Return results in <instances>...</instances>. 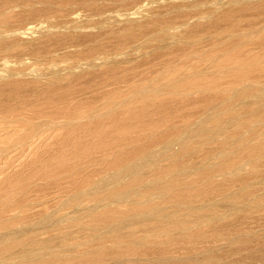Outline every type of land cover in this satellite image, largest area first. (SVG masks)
<instances>
[{
	"label": "rangeland",
	"instance_id": "rangeland-1",
	"mask_svg": "<svg viewBox=\"0 0 264 264\" xmlns=\"http://www.w3.org/2000/svg\"><path fill=\"white\" fill-rule=\"evenodd\" d=\"M8 1L9 0H0L1 2L0 3V30H3L4 33H6V34L0 35L1 36L0 37V56L2 55V57H0V90H1L0 91V95H1L0 96V110H1L0 116L2 118L4 117L8 119V121H6L7 119H4V118L2 119L0 117V120L1 119L3 120V122L0 121L1 123L0 124V190H1L0 191V210H1L0 211V218H1L0 237H2L4 234L10 233L12 230L19 229L24 226L32 227L33 224L35 226H33L32 228L37 232L44 231V230H47L48 228L53 227L52 230H48L47 233L39 235L37 236L39 238L37 237L36 238L41 241H43L44 239L46 240L47 238H51L52 241L46 244V248L47 246H51V245H54V246L48 247L47 252L49 249L50 250L55 249L60 252L59 255L57 254L49 255V256L47 255V257L46 255H43V254L39 255V258L35 261L31 259L29 254H24L22 256L23 260L21 264H111L114 262L116 263L118 262V264H161L160 262L162 261L163 262L165 261L164 263L166 264H170V263L171 264H184L183 262H185V264H193V263L194 264H199V263L208 264L207 261L210 262L212 259H215V260H212L214 261L213 262L214 264H222V263L223 264L224 263L226 264H244V263L247 264V262L248 264H263L264 262L262 261V259L264 260V251H263L264 249V229H263L264 228L263 227L264 226V211H263L264 210V204H263L264 199L262 200L263 202L260 200L264 198V134H263L264 133V106H263L264 103L261 102V101H264V96H263L264 95V85L260 86V84H264L263 83L264 82V61L262 62V60L264 59V0H254V1L252 0L251 3L248 2V0H231V1L230 0H162V1L161 0H10L9 2ZM214 4H216L215 5L216 7L213 6ZM234 5L236 8L234 7ZM22 12L24 14H22ZM29 12L32 14L29 15L30 14ZM77 12L81 13V15L78 18L74 19V16H75L74 14H76ZM37 13L39 14L41 13V14L40 15L38 14V16H36ZM23 16L25 18H23ZM20 17L21 19H19ZM30 17L32 18L30 19ZM106 17L113 18V20L109 22L110 25L103 26L101 24H96V20L98 19L103 20ZM201 17L202 18L204 17V19H201ZM28 19L30 21H28ZM40 20H42L41 22L44 23L45 25L44 24L40 25L41 23ZM12 21L13 22L15 21V22L13 23ZM34 25L35 27H33ZM66 25H68V27ZM31 26L33 28H36L37 26V28L34 29L35 31L34 30L33 32L28 31L29 27ZM38 26L39 27L52 26V27H47L44 29L42 27L41 29L43 30L41 31V29ZM94 26H97V27H94ZM108 26H111V27H108ZM24 27H26L25 28L26 30L23 29ZM48 28L49 30H46ZM53 29L56 32H54L53 36L47 37L48 32H50V30H53ZM14 30L16 33L21 34L19 35L20 36L19 39L15 37L16 33L13 32ZM24 32L26 33L28 32L27 34H29L30 36L25 34ZM169 35L171 38L169 37ZM233 35H235V38H233L234 37ZM58 36L62 38H59ZM161 38L162 39L164 38V39L162 40ZM21 40L23 42H20ZM34 41H36V43ZM222 41L223 42L225 41V42L223 43ZM8 42L10 45L8 44ZM15 42L17 43L15 44ZM32 42L35 44L32 45ZM37 43H40V44H37ZM41 43L42 44L46 43V46L45 44L42 45ZM26 46L28 48H26ZM31 46H33V48H31ZM36 47H37V50H35ZM59 48L60 50H58ZM38 49L40 50L38 51ZM31 51L32 53L29 54ZM185 55H187V57L184 58ZM109 56L111 58H109ZM196 56L199 58H197ZM32 57H34L33 58L34 62H32ZM189 58H191V60ZM96 59H99V60H96ZM209 59L211 62L209 61ZM29 61L30 63H28ZM205 61L207 62L205 63ZM88 62H90V65L92 63L94 67L90 66ZM245 62H247V64L243 65V63ZM15 63H17L18 65ZM86 64L88 65L87 68H85V66H87ZM202 66L203 68H201ZM230 66L232 67V69H230L231 68ZM75 67L76 69H74ZM206 67H208L207 70H206ZM251 67L253 68L251 69ZM62 70H64V72H62ZM208 70L209 72H207ZM22 71L25 73H23ZM39 72H42V73H39ZM58 72L60 73L58 74ZM54 75H57V76H54ZM19 76L20 77L23 76L24 79L23 78L21 79ZM30 76H32V78ZM3 77H4V80H2ZM37 78L40 81H38ZM189 80H190V83H189ZM192 81H194V84H192ZM54 82L57 84H55ZM230 83H232L231 84L232 88L228 87ZM246 84L247 85L250 84L249 85L250 87L249 86L246 87ZM256 84H258L259 86ZM13 85H14V88H16L15 90L13 89ZM241 85L243 87H240ZM152 87L154 88L152 89ZM260 88L262 90H260ZM143 89L145 90L146 93L143 92L144 91ZM33 90L35 91V93ZM7 94L8 96L9 95L10 96L8 97ZM81 94H83L84 97ZM19 95L21 97H19ZM149 95H151L150 97L152 100L150 99ZM156 95L157 97H155ZM3 98L5 99L2 100ZM247 98L250 101L247 100ZM29 99H31V101H28ZM8 101H11V102H8ZM219 101L220 103L222 102V104H220ZM7 103L11 105H8ZM26 103L28 105H26ZM56 105L59 107H56ZM230 106H231V109H230ZM213 107L216 109L214 110ZM11 108L13 110H11ZM112 108H115V109H112ZM204 109H208V110H205L207 111L206 113ZM224 109L225 111L223 112L222 110ZM93 113L94 114L96 113L105 114V116L98 114V117H97V114L94 115ZM106 113L107 114L109 113V115L107 116ZM245 113L246 115L244 116ZM24 114H26L29 117L31 116V117L30 118L26 117V115ZM110 114L112 116H110ZM240 114L241 115L243 114L242 117L240 116ZM12 115L14 116L17 115V116L13 117ZM32 115H33V119H32ZM36 115L38 118L36 117ZM84 115L85 116L87 115L86 117H89L88 119L91 118L90 119L91 121L86 119ZM90 115H92L93 117ZM201 115L204 116L205 118H203ZM82 116H84L83 119H82ZM16 117L18 119H16ZM193 117L194 119L192 120ZM237 117L238 119H236ZM80 118L82 121L80 120ZM30 119L32 120L30 121ZM40 121H41V124H40ZM58 121H60L59 124L57 123ZM203 121H206V122H203ZM25 122H27V124ZM240 122L243 124H241ZM38 123L39 125H37L36 127V124ZM190 123L192 124L191 126H190ZM174 124L177 127L174 126ZM229 124L230 126L232 124V126L229 127ZM234 124H238V125H234ZM251 124H252V127H250ZM180 125L181 126L183 125V126L181 127ZM39 126L41 127V129L39 128ZM88 126H90V128H88ZM197 126H200V127H197ZM223 126L226 127L227 129H225ZM47 127L48 128L50 127V128L48 129ZM191 127H195V128H191ZM218 128L220 129L221 132L218 131ZM36 129L38 130L36 131ZM45 130L47 131L45 132ZM216 130L217 132L215 133ZM236 130H237V134L235 133ZM5 131H6V134H5ZM38 131L40 132L42 131V132L39 133ZM61 132H63L64 134L63 133L61 134ZM203 133L205 134L203 135ZM257 133L259 134L257 135ZM212 134L214 135L212 136ZM10 135H12V138ZM23 135L24 136L26 135V136L24 137ZM228 135L231 137H229ZM239 135L241 136L239 137ZM186 136H188L187 139H186ZM219 136L221 137L219 138ZM250 136H252V138ZM254 136H256V138ZM147 137L149 140H147ZM222 138L224 140H222ZM226 138H227L228 143L225 141ZM235 138L236 139L238 138L237 139L238 143ZM12 139H13V142H12ZM181 139L182 140L185 139V140L182 141ZM191 139L193 142L197 141L198 144H196V142L193 143ZM217 139L219 140V142ZM239 139L241 143L239 142ZM250 140L253 144L249 143ZM256 140L257 142L255 143L254 141ZM16 142L17 144H15ZM202 142L204 144H202ZM38 143L39 145L37 146ZM173 143L175 144V146ZM177 143L179 146L177 145ZM33 145L35 147H33ZM161 146L163 148L165 147L164 149L166 151H164V154L160 152V151H163ZM230 146H232L231 148L236 147L235 149L237 150V152L234 151V148L229 149ZM20 147H23V148H20ZM32 147L34 150L31 149ZM178 147L182 149H179ZM202 147H204V149ZM224 147H226L227 149ZM176 148L178 150H176ZM191 148L192 149L194 148V149L192 150ZM185 150L186 151L189 150L187 154H185ZM197 150L198 151L201 150L199 152L200 154L197 153L198 152ZM40 153L41 154L43 153V154L41 155ZM16 154L17 155L19 154V158L17 157ZM191 154L193 157L191 156ZM216 154H218V156ZM244 154H247V155H244ZM26 155L27 156L29 155V156L27 157ZM37 155L39 156L41 155V156L39 157ZM206 155L207 157H205ZM163 156L164 157L166 156V157L164 158ZM213 156L215 157L212 158ZM230 156H232V158ZM204 157L206 158V160L205 159L203 160ZM226 158H227V161H226ZM249 158H251V161L249 160ZM150 159L152 162L150 161ZM134 160L135 162L137 161L136 163L134 162L135 164H133ZM159 160L161 161V163L159 162ZM217 160H219L218 163H217ZM202 161H205V163ZM224 161L226 162L224 163ZM41 162H43V164ZM198 162L201 164H199ZM130 163L132 164L130 165ZM203 163L206 164V167ZM222 163L224 166L222 165ZM241 163L242 165H244V167L241 165ZM216 164L219 166H217ZM225 164L226 165L230 164V165L225 166ZM125 165L127 167H125ZM199 165H201L200 166L201 170H200ZM207 165L209 167H207ZM157 166H159V168ZM147 167H150V168L148 169ZM219 167L221 169V172L219 171ZM123 168H125V171L123 170ZM190 168L192 169L191 171H190ZM213 168H215L217 172H215L216 170L214 171ZM229 168L230 169L235 168V169L230 170ZM24 169L26 170L25 172H23ZM226 169L230 170V172ZM165 170L167 171L168 174L166 173ZM118 171H120L121 173ZM142 171L144 172L142 173ZM211 171L213 175L212 173L210 175L209 172ZM233 171H235L234 174L236 175L238 174L237 177L236 175L234 176ZM181 172L183 173V175ZM191 172L194 174L195 177L193 176V174H191ZM207 172L209 174H205ZM214 172L216 176L214 175ZM225 173L226 175L227 174H230V175H227L226 177ZM6 174H10V175H6ZM138 174H141V175H138ZM103 175H104V178L102 177ZM68 176L70 177L67 178ZM224 176L226 177V179H223ZM125 178L128 182L125 180ZM130 178H132V180ZM213 178L215 179L213 180ZM216 178H218V181L216 180ZM13 179L15 180V182ZM202 179L203 181H200ZM17 180H19V182H17ZM171 180L174 183L173 185H172ZM192 180L194 183L192 182ZM254 180L255 181L260 180L261 183L257 182L256 184ZM139 181H140V185H138ZM103 182L105 183V185H103L104 184ZM114 182H116L115 186H113ZM135 182L136 183L138 182L137 185L135 184ZM216 182H219L221 184L224 183V184L218 185V183ZM48 183L49 185H47ZM196 183L198 184V186ZM211 183L212 185H210ZM250 183L251 185L252 183L254 185L250 186ZM156 184H157V188H156ZM244 184H249V185L247 187V185H244ZM143 185L148 189H146ZM159 185L160 187H163V188H159L158 187ZM225 185L226 187H224ZM232 185H234L235 187ZM258 187H263V189L258 188ZM193 188L196 191H194ZM198 188L199 190L202 191V193L201 191L197 190ZM247 188L250 189L251 192ZM60 189L61 191H59ZM67 189L68 190L71 189L72 191L71 190L68 191ZM126 189L128 190V192H131V193H127L126 195L125 194V191L127 192ZM177 189L179 192L177 191ZM183 189H184V192H183ZM207 189H210V191ZM84 190H86V192ZM111 190H113V192ZM131 190H133V192ZM136 190L140 192H137ZM221 190L224 193H222ZM225 190L226 192H228L227 194L229 195H231V192H232L233 194L231 195L232 197L227 195ZM256 190H257V193L260 191H262L263 193L260 192L257 194L255 192ZM155 191H157L158 193ZM163 191L165 192V194ZM5 192L8 195H6ZM59 192H60V195H58ZM80 192H81L80 194L81 196H79ZM171 192L172 194H170ZM217 192L218 193L220 192L219 193L220 195L217 194ZM237 192L239 194H235ZM243 192L246 194H244ZM254 192L257 195V199H256V195L254 194ZM200 193L202 194V196L200 195ZM206 193L207 195L208 194L209 195L207 196ZM116 194L119 197H117ZM167 194L169 197L171 196V198H173L172 199L173 201L168 196H166ZM198 194L201 196V202L198 197L199 196ZM83 195L84 197H82ZM123 195H126V196H123ZM178 195L179 196L181 195L180 196L181 199L180 197H178ZM216 195L217 197L220 196V198H214ZM248 195L250 197H248ZM121 196L125 199H122ZM163 196H165V198ZM210 196L211 197L214 196V197L211 198ZM139 197L143 200H140ZM188 197H190L191 199L190 198L188 199ZM223 197L226 199H224ZM168 198H169V201H168ZM183 198L184 200L185 198H187L189 201L186 200L187 202L186 201L185 202L189 204H185ZM241 198H242V201H241ZM245 199L246 201H249V202L247 203L246 201H243ZM249 199L250 200L252 199V200L250 201ZM120 200L122 202H119ZM234 200L236 202H234ZM237 200H239L240 202L238 201L239 203H237ZM191 201L197 202L198 205L195 202H194L195 204H192ZM216 201L217 203L220 202L218 204L219 207L218 206L214 207L213 205V209L215 211L213 212V209L211 208L210 210L207 207V204L212 203L216 205L217 204ZM224 201H226L227 203H225ZM221 202H222V207L224 208L221 207ZM228 202L230 204H228ZM145 203H148V204H145ZM223 203L225 205H223ZM125 205L127 207H125ZM241 205L242 207L245 206L247 211H244L245 209L244 208L242 209L243 211L241 210L242 212L240 211V213H236L241 208ZM261 205H262V208H261ZM140 206H142V208L144 206V208L142 209ZM166 206L169 208H167ZM177 206L179 208L176 209ZM235 206L237 207L236 211H234ZM251 206L252 207L255 206V207L252 208ZM203 207L205 208V210ZM195 208L197 210H195ZM136 209L137 210L139 209V211H136ZM149 209L151 213L157 210L166 209L168 213L172 212L174 215L179 216L180 218H184V219L189 218L191 213L192 214L193 213L194 214L203 213L204 214V215L202 214L203 216L205 215L210 216V215H213V213H215L216 215L214 216L215 217L217 216L219 221H217L218 224L216 223L217 227L216 225L210 226L209 223L203 222V221H201L202 223L196 222V224L199 223L198 225H196L195 222L191 223L188 221V223L186 222L187 224L185 226L184 225L179 226V225H176V223L173 221L174 219H171L172 221L170 220L168 225L165 224V226L164 225L159 226L158 223L154 220L143 219L144 217L142 216L147 217L149 214H151ZM188 209L191 211H189ZM230 209H232L231 212L229 211ZM142 210H143V213L141 212ZM100 211L101 213H104V214H101ZM217 211L219 212L218 214L219 217L217 215L218 213ZM227 211H229V213L232 215L229 216V213ZM185 212H187L186 215H185ZM222 212H224V214H222ZM225 212H227L228 214ZM105 214L107 215V218ZM109 214L112 216H110ZM132 214L133 215L135 214V215L132 216ZM233 214H237V216L240 217L239 220H241V221L238 220L237 222H235L234 223L235 226L232 222H230L233 217ZM223 215L224 216L226 215L228 219L224 217ZM108 216H110L109 219H108ZM222 216H223V219L225 218L224 221L223 219L220 220ZM261 216L263 218H261ZM112 217H115L116 219ZM45 218L48 221H46ZM41 219H45L43 220V222H45V225H43V222L40 223L41 225L38 223V221L39 220L41 221ZM110 219L111 221L113 220L114 222L113 221L111 222ZM121 219L127 220L128 222H130L129 226L127 223L126 227H123L124 230L123 228L122 229L120 228L121 230L119 231H123L124 233L120 237H117L115 239L107 238L106 234L108 233V230L114 229L118 221ZM245 221H247L246 222L247 224L245 223ZM257 222L259 224H257ZM46 223H47V227H43V226H46ZM220 223L221 224L223 223V224L221 225ZM254 224L259 225V228L257 225L255 226ZM251 225L252 227H248ZM6 226L8 229L6 228ZM147 226H150L151 228ZM167 226H168V229H167ZM177 226L179 227V229ZM158 227L161 229L162 233ZM213 227L214 228L216 227L215 230H213L214 229ZM40 228L41 230H39ZM181 228L185 229L186 232ZM199 228H202V229H199ZM248 228H250V230H248ZM152 229L154 231V234L152 233L153 232ZM206 229L207 230L209 229V231H207ZM193 230H195V232ZM103 231L105 232L103 233ZM166 231H168V233ZM89 232H92V233H89ZM155 232H157L158 234ZM68 233L70 234L67 235ZM174 233L177 234V236ZM179 233H181L182 235L184 234L187 235V236L184 235L185 237H183L184 239H187V240H184L183 238L181 239L180 238L181 234ZM228 235L229 236L231 235V236L229 237ZM233 235H234V238H233ZM168 236H170V238L171 237L172 238L174 237V238L170 239ZM221 236L223 238H221ZM96 237L99 238L98 239L99 241L97 240ZM207 237L208 238L210 237L211 239L210 238L208 239ZM62 238L64 239V241L62 240ZM229 238L230 240H228ZM80 239L82 240L84 239L83 242H81ZM177 239L179 240L181 239L182 242L180 241L178 242ZM173 240H174L175 245L173 243ZM206 240H207V243H206ZM135 242H136V247H135ZM177 242L180 244H178ZM77 243H79L78 245L82 243V245L78 246L76 245ZM128 243L129 244L131 243V245H129ZM158 243L161 245H157ZM166 243L167 245L165 246ZM209 244L211 245L212 248L209 247L210 246ZM219 244L220 246L218 247ZM115 245H118V246H115ZM69 247H71L70 249H73V250L67 249ZM186 247H188V249ZM164 248H166L165 252L163 251ZM186 250L189 252H187ZM202 252L203 253L205 252L206 254H202ZM62 253H65V254H62ZM176 253H179V254L175 255ZM200 253L201 255L199 256ZM181 255L185 258V260ZM228 257L229 258L232 257V258L229 259ZM123 258H125L126 260H124ZM133 258L134 260H132ZM141 258H144V260H140ZM187 258H189L188 260H191V261H188ZM150 260L151 261L153 260L154 262L150 263L151 262ZM193 260H195V262ZM196 260L198 261L197 263H196ZM199 260L200 261L202 260V261L200 262ZM16 262L17 261H13L12 264H16ZM209 264H212V262H210Z\"/></svg>",
	"mask_w": 264,
	"mask_h": 264
},
{
	"label": "bare ground",
	"instance_id": "bare-ground-1",
	"mask_svg": "<svg viewBox=\"0 0 264 264\" xmlns=\"http://www.w3.org/2000/svg\"><path fill=\"white\" fill-rule=\"evenodd\" d=\"M9 1H10V0H9ZM9 1H8V2H9ZM161 1H162V0H161ZM230 1H231V0H230ZM253 1H254V0H253ZM3 2H4V1H3ZM237 2H238V1H237ZM248 2L251 3L252 0H248ZM0 3H1V2H0ZM20 3H21V1H20ZM27 3H28V2H27ZM57 3H58V2H57ZM231 3H232V2H231ZM235 3H236V2H235ZM235 3H234V4H235ZM215 5H216V4H214L213 6L216 7ZM235 5H236V4H235ZM235 5H234V7H235ZM14 6H15V5H14ZM17 6H18V5H17ZM147 6H148V5H147ZM147 6H146V7H147ZM238 6H239V5H238ZM260 6H261V5H260ZM23 7H24V6H23ZM143 7H144V6H143ZM9 8H10V7H9ZM28 8H29V7H28ZM144 8H145V7H144ZM235 8H236V7H235ZM20 9H21V8H20ZM26 9H27V8H26ZM7 10H8V9H7ZM22 10H23V9H22ZM216 10H217V8H216ZM243 10H244V9H243ZM9 11H10V10H9ZM34 11H35V10H34ZM37 11H38V10H37ZM185 11H186V10H185ZM19 12H20V11H19ZM35 12H36V11H35ZM78 12H80V11H78ZM78 12H77L76 14L73 13V14L75 15V16H74V19L78 18V17L81 15V13H78ZM96 12H97V11H96ZM181 12H182V11H181ZM16 13H18V12H16ZM29 13H30V12H29ZM42 13H43V12H42ZM133 13H134V12H133ZM166 13H167V12H166ZM22 14H24V13L22 12ZM31 14H32V13H30L29 15H31ZM38 14H39V13H37L36 16H38ZM40 14H41V13H40ZM40 14H39V15H40ZM113 14H114V13H113ZM200 14H202V13H200ZM29 15H28V16H29ZM48 15H49V14H48ZM93 15H95V14H93ZM93 15H92V16H93ZM15 16H16V15H15ZM20 16H21V15H20ZM26 16H27V15H26ZM32 16H33V15H32ZM36 16H35V17H36ZM64 16H65V15H64ZM70 16H71V15H70ZM70 16H69V17H70ZM133 16H134V15H133ZM207 16H208V15H207ZM207 16H206V18H207ZM255 16H256V15H255ZM18 17H19V16H18ZM49 17H51V16H49ZM151 17H152V16H151ZM197 17H198V16H197ZM209 17H210V16H209ZM23 18H25V17L23 16ZM31 18H32V17H30V19H31ZM72 18H73V17H72ZM143 18H144V17H143ZM143 18H142V19H143ZM19 19H21V17H20ZM33 19H34V18H33ZM61 19H62V18H61ZM68 19H69V18H68ZM197 19H198V18H197ZM201 19H204V17H203V18L201 17ZM42 20H43V19H42ZM42 20H40V22H41ZM70 20H71V19H70ZM105 20H107V21H105ZM111 20H113V18H109V17H106V18H104L103 20H102V19H98V20H96V24H101V25H103V26H107V25H110L109 22H110ZM133 20H135V19H133ZM143 20H144V19H143ZM18 21H19V20H18ZM26 21H27V19H26ZM28 21H30V20L28 19ZM259 21H260V20H259ZM12 22H13V21H12ZM14 22H15V21H14ZM14 22H13V23H14ZM24 22H25V21H24ZM54 22H55V21H54ZM64 22H65V21H64ZM67 22H68V21H67ZM3 23H4V22H3ZM7 23H9V22H7ZM47 23H48V22H47ZM47 23H46V24H47ZM50 23H51V22H50ZM50 23H49V24H50ZM59 23H60V22H59ZM68 23H69V22H68ZM111 23H112V22H111ZM5 24H6V23H5ZM22 24H24V23H22ZM29 24H30V23H29ZM41 24H44V23L41 22L40 25H41ZM66 24H67V23H66ZM37 25H38V23H37ZM44 25H45V24H44ZM50 25H51V24H50ZM69 25H70V24H69ZM74 25H75V24H74ZM12 26H13V25H12ZM52 26H53V25H52ZM52 26H46V27H43V26L39 27V26H38V27H39L40 29L43 27V29H44V28L52 27ZM66 26L68 27V25H66ZM97 26H98V25H97ZM97 26H94V27H97ZM259 26H260V25H259ZM13 27H14V26H13ZM27 27H28V25H27ZM33 27H35V25H34ZM33 27H32V26L29 27L28 31H32V32H33V30L37 28V26H36V28H33ZM108 27H111V26H108ZM1 28H2V27H1ZM6 28H7V27H6ZM18 28H19V27H18ZM25 28H26V27H24L23 29H25ZM158 28H160V27H158ZM219 28H220V27H219ZM43 29H41V31H42ZM50 29H51V28H50ZM67 29H68V28H67ZM90 29H91V28H90ZM111 29H112V28H111ZM250 29H252V28H250ZM21 30H22V29H21ZM21 30H19V31H21ZM25 30H26V29H25ZM25 30H24V31H25ZM46 30H49V28L46 29ZM65 30H66V29H65ZM34 31H35V30H34ZM37 31H38V30H37ZM37 31H36V32H37ZM11 32H12V30H11ZM13 32H15V30H14ZM36 32H35V33H36ZM54 32H56V31H54V29H53V30H50V32H48V34H47V37H48V36H49V37H50V36H53ZM59 32H61V31H59ZM64 32H65V31H64ZM70 32H71V31H70ZM180 32H181V30H180ZM7 33H8V32H7ZM9 33H10V32H9ZM15 33H16V32H15ZM15 33H14V34H15ZM22 33H23V31H22ZM24 33L27 34L28 32H27V33L24 32ZM35 33H34V34H35ZM42 33H43V32H42ZM66 33H67V31H66ZM74 33H75V32H74ZM74 33H73V34H74ZM1 34H6V33H4L3 30H0V35H1ZM14 34H13V35H14ZM168 34H169V32H168ZM237 34H238V33H237ZM237 34H236V35H237ZM19 35H21V34H20V33H19V34L16 33V34H15V37H17V38L19 39V37H20ZM22 35H23V34H22ZM27 35H29V34H27ZM39 35H41V34H39ZM97 35H98V34H97ZM241 35H242V34H241ZM246 35H247V34H246ZM249 35H250V34H249ZM251 35H252V34H251ZM5 36H6V35H5ZM7 36H8V35H7ZM29 36H30V35H29ZM56 36H57V35H56ZM56 36H55V37H56ZM60 36H61V35H60ZM233 36H234L233 38H235V35H233ZM239 36H240V35H239ZM243 36H244V35H243ZM0 37H1V36H0ZM8 37H9V36H8ZM42 37H43V36H42ZM58 37H59V36H58ZM99 37H100V36H99ZM164 37H165V36H164ZM169 37H170V35H169ZM22 38H23V37H22ZM35 38H36V37H35ZM35 38H34V39H35ZM59 38H62V37H59ZM170 38H171V37H170ZM172 38H173V37H172ZM32 39H33V37H32ZM38 39H39V38H38ZM161 39H162V38H161ZM163 39H164V38H163ZM163 39H162V40H163ZM23 40H24V39H23ZM35 40H36V39H35ZM49 40H50V39H49ZM169 40H170V39H169ZM41 41H42V40H41ZM54 41H55V40H54ZM58 41H59V40H58ZM58 41H57V42H58ZM160 41H161V40H160ZM210 41H211V40H210ZM20 42H23V41L21 40ZM30 42H31V41H30ZM34 42L36 43V41H34ZM104 42H105V41H104ZM177 42H178V41H177ZM222 42H223V41H222ZM224 42H225V41H224ZM224 42H223V43H224ZM241 42H242V41H241ZM243 42H245V41H243ZM16 43H17V42H15V44H16ZM24 43H25V41H24ZM26 43H27V42H26ZM35 43L32 42V45L35 44ZM181 43H182V42H181ZM1 44H2V43H1ZM3 44H4V43H3ZM8 44H9V42H8ZM37 44H40V43H37ZM41 44H42V43H41ZM43 44H45V46H46V43H43ZM43 44H42V45H43ZM219 44H220V43H219ZM241 44H242V43H241ZM9 45H10V44H9ZM54 45H55V44H54ZM92 45H93V44H92ZM135 45H136V44H135ZM175 45H177V44H175ZM183 45H184V44H183ZM238 45H240V44H238ZM45 46H44V47H45ZM47 46H48V45H47ZM181 46H182V45H181ZM7 47H8V46H7ZM9 47H10V46H9ZM41 47H43V46H41ZM3 48H4V47H3ZM26 48H28V47L26 46ZM31 48H33V46H31ZM52 48H53V47H52ZM56 48H57V47H56ZM95 48H96V46H95ZM15 50H16V49H15ZM18 50H19V49H18ZM35 50H37V47H36ZM39 50H40V49H38V51H39ZM44 50H45V49H44ZM58 50H60V48H59ZM58 50H57V51H58ZM3 51H4V49H3ZM22 51H23V50H22ZM53 51H54V50H53ZM34 52H35V51H34ZM36 52H37V51H36ZM45 52H47V51H45ZM72 52H73V50H72ZM31 53H32V51H31L29 54H31ZM122 53H123V52H122ZM122 53H121V54H122ZM218 53H219V52H218ZM218 53H217V54H218ZM11 54H12V53H11ZM17 54H18V53H17ZM25 54H26V53H25ZM25 54H24V55H25ZM27 54H28V53H27ZM41 54H42V52H41ZM43 54H45V53H43ZM117 54H118V53H117ZM117 54H116V55H117ZM15 55H16V54H15ZM15 55H14V56H15ZM18 55H19V54H18ZM32 55H33V54H32ZM212 55H213V54H212ZM19 56H20V55H19ZM40 56H41V55H40ZM45 56H46V55H45ZM110 56H111V55H110ZM110 56H109V58H111ZM189 56H191V55H189ZM192 56H193V55H192ZM258 56H259V55H258ZM0 57H2V55H1ZM7 57H8V56H7ZM17 57H18V56H17ZM24 57H25V56H24ZM34 57H36V56H34ZM34 57H32V62H34V61H33V60H34V59H33ZM112 57H113V56H112ZM185 57H187V55H185L184 58H185ZM196 57H197V56H196ZM20 58H22V57H20ZM127 58H128V57H127ZM192 58H193V57H192ZM197 58H199V57H197ZM17 59H18V58H17ZM24 59H25V58H24ZM24 59H23V60H24ZM30 59H31V58H30ZM123 59H124V58H123ZM177 59H178V58H177ZM187 59H188V58H187ZM189 59L191 60V58H189ZM204 59H205V58H204ZM82 60H83V59H82ZM96 60H99V59H96ZM206 60H207V59H206ZM43 61H45V60H43ZM43 61H42V62H43ZM88 61H89V60H88ZM104 61H105V59H104ZM107 61H108V59H107ZM186 61H187V60H186ZM186 61H185V62H186ZM209 61H210V59H209ZM263 61H264V59L262 60V62H263ZM32 62H31V64H32ZM82 62H83V61H82ZM136 62H137V61H136ZM177 62H178V61H177ZM179 62H180V61H179ZM206 62H207V61H205V63H206ZM210 62H211V61H210ZM240 62H241V61H240ZM258 62H259V61H258ZM11 63H12V62H11ZM22 63H23V62H22ZM26 63H27V62H26ZM28 63H30V61H29ZM36 63H37V61H36ZM64 63H65V62H64ZM68 63H69V62H68ZM88 63H89V65H90V62H88ZM238 63H239V62H238ZM238 63H237V64H238ZM15 64H17V63H15ZM59 64H60V63H59ZM59 64H58V65H59ZM62 64H63V63H62ZM95 64H96V63H95ZM95 64H94V65H95ZM186 64H187V63H186ZM245 64H247V62L243 63V65H245ZM4 65H5V64H4ZM8 65H9V64H8ZM10 65H12V64H10ZM17 65H18V64H17ZM24 65H25V64H24ZM33 65H34V64H33ZM79 65H80V64H79ZM86 65H87V64H86ZM108 65H109V64H108ZM170 65H172V64H170ZM174 65H175V64H174ZM174 65H173V66H174ZM248 65H249V64H248ZM26 66H27V65H26ZM83 66H85V65H83ZM90 66H93V64L91 63ZM90 66H89V67H90ZM96 66H98V65H96ZM96 66H95V68H96ZM165 66H166V65H165ZM168 66H169V65H168ZM234 66H236V65H234ZM234 66H233V67H234ZM6 67H7V66H6ZM32 67H33V66H32ZM36 67H37V66H36ZM40 67H41V66H40ZM46 67H47V66H46ZM77 67H78V66H77ZM79 67H80V66H79ZM87 67H88V65L85 66V68H87ZM93 67H94V66H93ZM105 67H106V66H105ZM230 67H231V66H230ZM3 68H4V67H3ZM30 68H31V67H30ZM34 68H35V67H34ZM80 68H81V67H80ZM99 68H100V67H99ZM184 68H185V67H184ZM201 68H203V66H202ZM201 68H200V69H201ZM207 68H208V67H206V70H207ZM228 68H229V67H228ZM236 68H237V67H236ZM239 68H240V67H239ZM252 68H253V67H251V69H252ZM36 69H37V68H36ZM39 69H40V68H39ZM60 69H61V68H60ZM74 69H76V67H75ZM74 69H73V70H74ZM81 69H82V68H81ZM162 69H164V68H162ZM230 69H232V67H231ZM237 69H238V68H237ZM20 70H21V69H20ZM37 70H38V69H37ZM57 70H58V69H57ZM67 70H69V69H67ZM169 70H170V68H169ZM12 71H13V69H12ZM16 71H17V70H16ZM24 71H26V70H24ZM35 71H36V70H35ZM50 71H51V70H50ZM204 71H205V69H204ZM3 72H4V71H3ZM22 72H23V71H22ZM60 72H61V71H60ZM60 72H58V74H59ZM62 72H64V70H62ZM98 72H100V71H98ZM98 72H96V73H98ZM106 72H107V71H106ZM106 72H105V73H106ZM109 72H111V71H109ZM207 72H209V70H208ZM221 72H222V71H221ZM221 72H219V73H221ZM7 73H8V72H7ZM9 73H10V72H9ZM12 73H13V72H12ZM23 73H25V72H23ZM39 73H42V72H39ZM107 73H108V72H107ZM117 73H118V72H117ZM117 73H115V74H117ZM20 74H21V73H20ZM26 74H27V72H26ZM54 74H55V73H54ZM56 74H57V73H56ZM78 74H79V73H78ZM80 74H82V73H80ZM198 74H199V73H198ZM5 75H6V74H5ZM7 75H8V74H7ZM14 75H15V74H14ZM23 75H24V74H23ZM30 75H31V74H30ZM45 75H46V74H45ZM95 75H96V74H95ZM201 75H202V74H201ZM206 75H207V74H206ZM230 75H231V74H230ZM2 76H4V75H2ZM10 76H11V74H10ZM17 76H18V74H17ZM27 76H28V75H27ZM36 76H37V75H36ZM38 76H39V75H38ZM43 76H44V74H43ZM43 76H42V77H43ZM54 76H57V75H54ZM189 76H190V75H189ZM19 77H20V76H19ZM30 77L32 78V76H30ZM47 77H48V76H47ZM5 78H6V77H5ZM20 78L22 79L23 76L20 77ZM20 78H19V79H20ZM40 78H41V77H40ZM49 78H50V77H49ZM88 78H89V77H88ZM90 78H91V76H90ZM202 78H204V77H202ZM245 78H246V77H245ZM6 79H7V78H6ZM23 79H24V78H23ZM34 79H35V78H34ZM71 79H72V78H71ZM188 79H189V78H188ZM2 80H4V77H3ZM16 80H17V79H16ZM35 80H36V79H35ZM37 80H38V78H37ZM90 80H91V79H90ZM153 80H154V79H153ZM23 81H24V80H23ZM25 81H26V80H25ZM38 81H40V80H38ZM226 81H227V79H226ZM229 81H230V80H229ZM45 82H46V81H45ZM85 82H86V81H85ZM176 82H177V81H176ZM176 82H175V83H176ZM198 82H199V81H198ZM47 83H48V82H47ZM51 83H52V82H51ZM54 83H55V82H54ZM65 83H66V82H65ZM68 83H69V82H68ZM189 83H190V80H189ZM254 83H255V82H254ZM260 83H261V82H260ZM263 83H264V82H263ZM55 84H57V83H55ZM63 84H64V83H63ZM66 84H67V83H66ZM117 84H119V83H117ZM192 84H194V81H192ZM206 84H207V83H206ZM231 84H232V83H230L229 86H228V85H227V86H228V87H231ZM236 84H237V83H236ZM239 84H241V83H239ZM247 84H248V83H247ZM247 84H246V87L249 86L251 83H250L249 85H247ZM258 84H259V83H258ZM258 84H256V85H258ZM51 85H52V84H51ZM123 85H124V84H123ZM261 85L263 86L264 84H260V86H261ZM8 86H9V85H8ZM48 86H49V85H48ZM62 86H63V85H62ZM146 86H147V85H146ZM188 86H189V85H188ZM258 86H259V85H258ZM17 87H18V86H17ZM19 87H20V86H19ZM30 87H31V86H30ZM178 87H179V85H178ZM189 87H190V86H189ZM224 87H225V86H224ZM237 87H238V86H237ZM240 87H243V86L241 85ZM249 87H250V86H249ZM10 88H11V87H10ZM153 88H154V87H152V89H153ZM173 88H174V87H173ZM182 88H184V87H182ZM231 88H232V87H231ZM8 89H9V88H8ZM13 89H14V90L16 89V88H14V85H13ZM30 89H31V88H30ZM126 89H127V88H126ZM193 89H194V87H193ZM209 89H210V88H209ZM11 90H12V89H11ZM17 90H18V89H17ZM25 90H26V89H25ZM28 90H29V89H28ZM42 90H43V88H42ZM143 90H144V89H143ZM148 90H150V89H148ZM148 90H146V91H148ZM231 90H232V89H231ZM239 90H240V89H239ZM245 90H246V89H245ZM260 90H262V89L260 88ZM0 91H1V90H0ZM33 91H34V90H33ZM154 91H155V89H154ZM188 91H189V89H188ZM196 91H197V90H196ZM196 91H195V92H196ZM205 91H206V90H205ZM226 91H227V90H226ZM233 91H234V90H233ZM38 92H39V91H38ZM143 92H145V90H144ZM193 92H194V91H193ZM219 92H220V91H219ZM222 92H223V91H222ZM224 92H225V90H224ZM227 92H228V91H227ZM234 92H235V91H234ZM234 92H233V93H234ZM258 92H259V91H258ZM34 93H35V91H34ZM89 93H90V92H89ZM145 93H146V92H145ZM188 93H189V92H188ZM197 93H198V92H197ZM212 93H213V92H212ZM37 94H38V93H37ZM87 94H88V93H87ZM148 94H149V93H148ZM179 94H180V93H179ZM191 94H192V92H191ZM247 94H248V93H247ZM16 95H17V94H16ZM32 95H33V94H32ZM32 95H31V96H32ZM81 95H83V94H81ZM81 95H80V96H81ZM90 95H91V94H90ZM110 95H111V94H110ZM130 95H131V94H130ZM153 95H155V94H153ZM180 95H181V94H180ZM195 95H196V94H195ZM218 95H219V94H218ZM231 95H232V94H231ZM233 95H234V94H233ZM239 95H240V94H239ZM251 95H252V94H251ZM0 96H1V95H0ZM2 96H3V95H2ZM5 96H6V95H5ZM7 96H8V94H7ZM9 96H10V95H9ZM9 96H8V97H9ZM25 96H26V95H25ZM25 96H24V97H25ZM27 96H28V95H27ZM34 96H35V94H34ZM44 96H45V94H44ZM145 96H146V95H145ZM150 96H151V95H149V97H150ZM263 96H264V95H263ZM19 97H21V96L19 95ZM81 97H82V96H81ZM83 97H84V95H83ZM128 97H129V96H128ZM155 97H157V95H156ZM188 97H189V96H188ZM202 97H204V96H202ZM206 97H207V96H206ZM211 97H212V96H211ZM213 97H214V96H213ZM16 98H18V97H16ZM63 98H64V97H63ZM77 98H78V97H77ZM77 98H76V99H77ZM147 98H148V97H147ZM175 98H176V97H175ZM230 98H231V96H230ZM243 98H244V97H243ZM248 98H249V97H248ZM248 98H247V100L250 99V98H249V99H248ZM4 99H5V98H3L2 100H4ZM144 99H145V98H144ZM150 99H151V97H150ZM170 99H171V98H170ZM170 99H169V100H170ZM176 99H177V98H176ZM194 99H195V98H194ZM194 99H193V100H194ZM227 99H228V98H227ZM252 99H253V98H252ZM256 99H258V98H256ZM7 100H8V99H7ZM12 100H13V99H12ZM18 100H20V99H18ZM21 100H23V99H21ZM77 100H78V99H77ZM123 100H124V99H123ZM125 100H127V99H125ZM147 100H149V99H147ZM151 100H152V99H151ZM177 100H178V99H177ZM201 100H202V99H201ZM225 100H226V99H225ZM250 100H251V99H250ZM250 100H249V101H250ZM261 100H262V99H261ZM15 101H16V100H15ZM28 101H31V99H29ZM34 101H35V100H34ZM34 101H32V102H34ZM50 101H51V100H50ZM115 101H117V100H115ZM186 101H187V100H186ZM206 101H207V100H206ZM226 101H227V100H226ZM242 101H243V100H242ZM244 101H245V100H244ZM255 101H256V100H255ZM5 102H6V101H5ZM8 102H11V101H8ZM18 102H19V101H18ZM21 102H22V101H21ZM55 102H56V101H55ZM108 102H109V101H108ZM111 102H112V101H111ZM118 102H119V101H118ZM118 102H117V103H118ZM121 102H122V101H121ZM125 102H126V101H125ZM142 102H143V100H142ZM145 102H146V101H145ZM167 102H168V101H167ZM201 102H202V101H201ZM239 102H240V101H239ZM251 102H252V101H251ZM256 102H257V101H256ZM261 102L264 103V101H261ZM3 103H4V102H3ZM14 103H15V102H14ZM30 103H31V102H30ZM30 103H29V104H30ZM113 103H114V102H113ZM163 103H164V102H163ZM219 103H220V101H219ZM223 103H224V102H223ZM232 103H233V102H232ZM243 103H244V102H243ZM7 104H8V105H11V104H9V103H7ZM7 104H6V105H7ZM12 104H13V103H12ZM41 104H42V103H41ZM118 104H119V103H118ZM120 104H121V103H120ZM142 104H143V103H142ZM144 104H145V103H144ZM156 104H157V103H156ZM197 104H198V103H197ZM220 104H222V102H221ZM220 104H219V105H220ZM226 104H227V103H226ZM239 104H240V103H239ZM26 105H28V104L26 103ZM26 105H25V106H26ZM122 105H123V104H122ZM135 105H136V104H135ZM213 105H214V104H213ZM216 105H217V103H216ZM236 105H237V104H236ZM2 106H3V105H2ZM2 106H1V107H2ZM25 106H23V107H25ZM38 106H39V105H38ZM116 106H117V105H116ZM205 106H206V104H205ZM223 106H224V105H223ZM232 106H233V104H232ZM242 106H243V105H242ZM260 106H261V105H260ZM263 106H264V104H263ZM8 107H9V106H8ZM56 107H59V106L56 105ZM96 107H97V106H96ZM167 107H169V106H167ZM209 107H210V105H209ZM209 107H208V108H209ZM256 107H257V106H256ZM5 108H6V107H5ZM115 108H116V107H115ZM115 108H112V109H115ZM213 108H214V107H213ZM218 108H219V107H218ZM234 108H235V107H234ZM259 108H261V107H259ZM26 109H27V108H26ZM46 109H47V108H46ZM48 109H49V108H48ZM95 109H96V108H95ZM109 109H110V108H109ZM125 109H126V108H125ZM196 109H198V108H196ZM215 109H216V108H214V110H215ZM230 109H231V106H230ZM11 110H13V109L11 108ZM92 110H93V109H92ZM92 110H91V111H92ZM110 110H111V109H110ZM120 110H121V109H120ZM164 110H165V109H164ZM186 110H187V109H186ZM205 110H208V109H204V111H205ZM226 110H228V109H226ZM246 110H247V109H246ZM5 111H6V110H5ZM8 111H9V110H8ZM19 111H20V110H19ZM19 111H18V112H19ZM33 111H34V110H33ZM93 111H94V110H93ZM108 111H109V110H108ZM124 111H125V110H124ZM199 111H200V110H199ZM222 111L224 112L225 109L222 110ZM233 111H234V110H233ZM247 111H248V110H247ZM257 111H259V110H257ZM0 112H1V110H0ZM15 112H16V111H15ZM48 112H49V111H48ZM112 112H113V111H112ZM112 112H110V113H112ZM206 112H207V111H205V113H206ZM210 112H211V111H210ZM223 112H222V113H223ZM244 112H245V111H244ZM19 113H20V112H19ZM19 113H18V114H19ZM21 113H22V112H21ZM26 113H27V112H26ZM43 113H44V112H43ZM180 113H181V112H180ZM248 113H249V112H248ZM10 114H11V113H10ZM44 114H45V113H44ZM60 114H61V113H60ZM93 114H94V113H93ZM96 114H97V113H96ZM96 114H94V115H96ZM98 114H100V113H98ZM98 114H97V117H98ZM106 114H107V113H106ZM251 114H252V113H251ZM20 115H21V114H20ZM20 115H19V116H20ZM22 115H23V114H22ZM24 115H26V114H24ZM28 115H29V114H28ZM100 115H104V116H105V114H100ZM108 115H109V113L107 114V116H108ZM162 115H163V114H162ZM204 115H206V114H204ZM213 115H214V114H213ZM219 115H220V114H219ZM226 115H227V114H226ZM242 115H243V114H242ZM242 115L240 114L241 117H242ZM245 115H246V113L244 114V116H245ZM248 115H249V114H248ZM6 116H8V115H6ZM12 116L15 117V116H17V115H15V116L12 115ZM12 116H11V117H12ZM19 116H18V117H19ZM76 116H77V115H76ZM84 116H85V115H84ZM84 116H82V119H83ZM86 116H87V115H86ZM86 116H85V118L88 119L89 117H86ZM88 116H89V115H88ZM90 116H92V115H90ZM110 116H112V115L110 114ZM110 116H109V117H110ZM172 116H173V115H172ZM201 116H202V115H201ZM216 116H218V115H216ZM0 117H1V116H0ZM26 117H29V116L26 115ZM26 117H24V118H26ZM30 117H31V116H30ZM30 117H29V118H30ZM36 117H37V115H36ZM92 117H93V116H92ZM100 117H101V116H100ZM196 117H197V116H196ZM196 117H195V118H196ZM202 117L205 118L204 116H202ZM202 117H201V118H202ZM1 118H2V117H1ZM3 118H4V117H3ZM3 118H2V119H3ZM37 118H38V117H37ZM94 118H96V117H94ZM161 118H162V117H161ZM163 118H164V117H163ZM165 118H166V117H165ZM232 118H233V117H232ZM2 119H1L0 121L3 122ZM4 119H7V118H4ZM11 119H12V118H11ZM11 119H10V120H11ZM14 119H15V118H14ZM16 119H18V118L16 117ZM32 119H33V115H32ZM32 119H30V121H31ZM35 119H36V118H35ZM86 119H85V120H86ZM90 119H91V118H90ZM90 119H88V120L91 121ZM193 119H194V117L192 118V120H193ZM206 119H207V118H206ZM224 119H225V118H224ZM236 119H238V117H237ZM240 119H241V118H240ZM261 119H262V117H261ZM25 120H26V119H25ZM27 120H28V119H27ZM39 120H40V119H39ZM45 120H46V119H45ZM45 120H44V121H45ZM47 120H48V119H47ZM80 120H81V118H80ZM80 120H79V121H80ZM92 120H93V119H92ZM217 120H218V119H217ZM225 120H226V119H225ZM227 120H228V119H227ZM6 121H8V119H7ZM16 121H18V120H16ZM60 121H61V120H60ZM60 121H58L57 123L59 124ZM62 121H63V120H62ZM81 121H82V120H81ZM86 121H87V120H86ZM151 121H152V120H151ZM153 121H154V120H153ZM185 121H186V120H185ZM194 121H195V120H194ZM206 121H208V120H206ZM206 121H203V122H206ZM236 121H237V120H236ZM257 121H258V120H257ZM257 121H256V122H257ZM38 122H39V121H38ZM76 122H77V121H76ZM245 122H246V121H245ZM259 122H260V121H259ZM261 122H262V121H261ZM6 123H8V122H6ZM6 123H5V124H6ZM14 123H15V122H14ZM25 123L27 124V122H25ZM31 123H32V122H31ZM42 123H43V122H42ZM101 123H102V121H101ZM183 123H184V122H183ZM240 123H241V122H240ZM246 123H247V122H246ZM0 124H1V123H0ZM34 124H35V123H34ZM34 124H33V125H34ZM40 124H41V121H40ZM45 124H46V122H45ZM52 124H53V123H52ZM54 124H56V123H54ZM91 124H92V122H91ZM169 124H170V122H169ZM218 124H219V123H218ZM220 124H221V123H220ZM223 124H225V123H223ZM241 124H243V123H241ZM255 124H256V123H255ZM21 125H22V124H21ZM28 125H29V124H28ZM28 125H27V126H28ZM30 125H31V124H30ZM37 125H39V123L36 124V127H37ZM89 125H90V124H89ZM102 125H103V123H102ZM171 125H172V124H171ZM171 125H170V127H171ZM187 125H188V124H187ZM191 125H192V124L190 123V126H191ZM234 125H238V124H234ZM253 125H254V124H253ZM260 125H261V124H260ZM9 126H10V125H9ZM27 126H25V127H27ZM47 126H48V125H47ZM65 126H66V125H65ZM65 126H64V127H65ZM174 126H176V125L174 124ZM180 126H181V125H180ZM182 126H183V125H182ZM182 126H181V127H182ZM225 126H226V125H225ZM231 126H232V124H231ZM231 126H230V124H229V127H231ZM7 127H8V126H7ZM34 127H35V126H34ZM52 127H53V126H52ZM64 127H62V128H64ZM69 127H70V126H69ZM77 127H79V126H77ZM132 127H133V126H132ZM176 127H177V126H176ZM197 127H200V126H197ZM208 127H209V126H208ZM223 127H224V126H223ZM239 127H240V126H239ZM250 127H252V124H251ZM39 128L41 129L40 126H39ZM47 128H48V127H47ZM49 128H50V127H49ZM49 128H48V129H49ZM58 128H59V127H58ZM60 128H61V127H60ZM65 128H66V127H65ZM67 128H68V127H67ZM88 128H90V126H88ZM91 128H92V127H91ZM183 128H184V127H183ZM191 128H195V127H191ZM220 128H222V127H220ZM224 128L227 129L226 127H224ZM236 128H237V126H236ZM260 128H261V127H260ZM16 129H17V128H16ZM28 129H29V128H28ZM33 129H34V128H33ZM40 129H39V130H40ZM52 129H53V128H52ZM75 129H76V128H75ZM165 129H166V128H165ZM165 129H164V130H165ZM189 129H190V127H189ZM208 129H209V128H208ZM239 129H241V128H239ZM1 130H2V129H1ZM5 130H6V129H5ZM13 130H14V129H13ZM34 130H35V129H34ZM37 130H38V129H36V131H37ZM50 130H51V129H50ZM84 130H85V129H84ZM86 130H88V129H86ZM167 130H168V129H167ZM193 130H194V129H193ZM237 130H238V128H237ZM237 130L235 131L236 134H237ZM10 131H11V130H10ZM23 131H24V130H23ZM30 131H31V130H30ZM46 131H47V130H45V132H46ZM58 131H59V130H58ZM159 131H160V130H159ZM188 131H189V130H188ZM190 131H191V130H190ZM218 131H220L219 128H218ZM248 131H249V130H248ZM20 132H21V131H20ZM38 132L41 133L42 131H41V132L38 131ZM38 132H37V133H38ZM50 132H51V131H50ZM50 132H49V133H50ZM72 132H74V131H72ZM83 132H84V131H83ZM152 132H153V131H152ZM155 132H156V131H155ZM184 132H185V131H184ZM191 132H192V131H191ZM208 132H209V131H208ZM216 132H217V130L215 131V133H216ZM220 132H221V131H220ZM15 133H16V132H15ZM35 133H36V132H35ZM62 133H63V132H61V134H62ZM192 133H193V132H192ZM196 133H197V132H196ZM206 133H207V132H206ZM209 133H210V132H209ZM209 133H208V134H209ZM215 133H214V134H215ZM218 133H219V132H218ZM229 133H230V132H229ZM243 133H244V132H243ZM243 133H242V134H243ZM247 133H248V132H247ZM5 134H6V131H5ZM8 134H9V133H8ZM16 134H17V133H16ZM50 134H51V133H50ZM63 134H64V133H63ZM151 134H152V133H151ZM159 134H160V133H159ZM201 134H202V133H201ZM204 134H205V133H203V135H204ZM214 134H212V136H213ZM221 134H222V133H221ZM258 134H259V133H257V135H258ZM261 134H262V132H261ZM263 134H264V133H263ZM51 135H52V134H51ZM89 135H90V134H89ZM186 135H187V134H186ZM216 135H217V134H216ZM244 135H245V134H244ZM254 135H255V134H254ZM257 135H256V136H257ZM10 136H11V138H12V135H10ZM23 136H24V135H23ZM25 136H26V135H25ZM25 136H24V137H25ZM27 136H28V135H27ZM70 136H71V135H70ZM178 136H179V135H178ZM178 136H177V137H178ZM180 136H181V135H180ZM189 136H190V135H189ZM191 136H192V135H191ZM209 136H211V135H209ZM225 136H227V135H225ZM225 136H224V137H225ZM228 136H229V135H228ZM240 136H241V135H239V137H240ZM256 136H254V137L256 138ZM14 137H15V136H14ZM16 137H17V136H16ZM24 137H23V138H24ZM67 137H68V136H67ZM93 137H94V136H93ZM177 137H175V138H177ZM187 137H188V136H186V139H187ZM199 137H200V136H199ZM220 137H221V136H219V138H220ZM222 137H223V136H222ZM229 137H231V136H229ZM250 137L252 138V136H250ZM259 137H260V136H259ZM3 138H4V136H3ZM18 138H19V137H18ZM21 138H22V137H21ZM79 138H80V137H79ZM79 138H78V140H79ZM91 138H92V136H91ZM173 138H174V137H173ZM178 138H179V137H178ZM210 138H211V137H210ZM210 138H209V139H210ZM219 138H218V139H219ZM233 138H234V137H233ZM244 138H245V136H244ZM24 139H25V138H24ZM189 139H190V138H189ZM189 139H188V140H189ZM200 139H201V138H200ZM206 139H207V138H206ZM218 139H217V140H218ZM235 139H236V138H235ZM237 139H238V138H237ZM237 139H236V140H237ZM15 140H17V139H15ZM45 140H47V139H45ZM45 140H44V141H45ZM63 140H64V139H63ZM96 140H97V139H96ZM96 140H95V141H96ZM147 140H149L148 137H147ZM172 140H173V139H172ZM181 140H182V139H181ZM184 140H185V139H184ZM184 140H182V141H184ZM188 140H187V142H188ZM194 140H195V139H194ZM196 140H197V138H196ZM207 140H208V139H207ZM214 140H215V138H214ZM214 140H213V141H214ZM222 140H224V139L222 138ZM222 140H221V141H222ZM231 140H232V139H231ZM233 140H234V139H233ZM1 141H3V140H1ZM9 141H10V139H9ZM28 141H29V140H28ZM28 141H27V143H28ZM36 141H37V140H36ZM87 141H88V140H87ZM174 141H175V140H174ZM178 141H179V140H178ZM191 141H192V139H191ZM198 141H199V140H198ZM225 141L228 143L227 138H226ZM225 141H224V142H225ZM234 141H235V140H234ZM244 141H245V140H244ZM248 141H249V140H248ZM252 141H253V140H252ZM262 141H263V139H262ZM7 142H8V141H7ZM12 142H13V139H12ZM19 142H20V141H19ZM29 142H30V141H29ZM85 142H86V141H85ZM179 142H180V141H179ZM192 142H193V141H192ZM195 142H196V144H198L197 141H195ZM195 142H193V143H195ZM206 142H207V141H206ZM208 142H210V141H208ZM211 142H212V141H211ZM218 142H219V140H218ZM224 142H223V143H224ZM239 142H240V139H239ZM254 142L256 143L257 140L254 141ZM3 143H4V142H3ZM42 143H43V142H42ZM174 143H175V142H174ZM174 143H173V144H174ZM237 143H238V140H237ZM240 143H241V142H240ZM249 143H252L251 140H250ZM5 144H7V143H5ZM11 144H12V143H11ZM15 144H17V142H16ZM49 144H50V143H49ZM64 144H65V143H64ZM180 144H181V143H180ZM202 144H204V143L202 142ZM245 144H246V143H245ZM252 144H253V143H252ZM9 145H10V143H9ZM19 145H20V143H19ZM24 145H25V144H24ZM27 145H28V144H27ZM38 145H39V143L37 144V146H38ZM54 145H56V144H54ZM141 145H143V144H141ZM177 145H178V143H177ZM187 145H188V144H187ZM199 145H200V144H199ZM219 145H220V144H219ZM226 145H227V144H226ZM230 145H231V144H230ZM235 145H236V144H235ZM241 145H242V144H241ZM37 146H36V147H37ZM41 146H42V144H41ZM41 146H39V147H41ZM47 146H48V145H47ZM70 146H71V144H70ZM163 146H164V145H163ZM174 146H175V144H174ZM178 146H179V145H178ZM194 146H195V145H194ZM196 146H197V145H196ZM201 146H202V145H201ZM224 146H225V145H224ZM228 146H229V145H228ZM239 146H240V145H239ZM244 146H245V145H244ZM3 147H4V146H3ZM7 147H9V146H7ZM33 147H35V146L33 145ZM33 147H32L31 149H33ZM159 147H160V146H159ZM180 147H181V146H180ZM205 147H207V146H205ZM226 147H227V146H226ZM226 147H224V148H226ZM231 147H232V146H230L229 149H233V148H234V151L237 152V150L235 149L236 147H233V148H231ZM11 148H12V147H11ZM20 148H23V147H20ZM24 148H26V147H24ZM161 148L163 149V151H160L161 149H160L159 151L162 152V153L164 154V151H166V150L164 149L165 147L163 148V147L161 146ZM178 148H179V147H178ZM202 148L204 149V147H202ZM217 148H218V147H217ZM224 148H223V149H224ZM238 148H239V147H238ZM240 148H241V147H240ZM248 148H249V147H248ZM2 149H3V148H2ZM4 149H5V148H4ZM7 149H9V148H7ZM58 149H59V148H58ZM131 149H132V148H131ZM154 149H155V147H154ZM179 149H182V148H179ZM183 149H184V148H183ZM186 149H188V148H186ZM189 149H190V148H189ZM191 149H192V148H191ZM193 149H194V148H193ZM193 149H192V150H193ZM200 149H201V148H200ZM206 149H207V148H206ZM226 149H227V148H226ZM20 150H21V149H20ZM24 150H25V149H24ZM33 150H34V149H33ZM54 150H55V149H54ZM54 150H53V151H54ZM129 150H130V149H129ZM151 150H152V149H151ZM173 150H174V149H173ZM173 150H172V151H173ZM176 150H178V149L176 148ZM244 150H245V149H244ZM14 151H15V150H14ZM41 151H42V150H41ZM174 151H175V150H174ZM188 151H189V150H187V151L185 150V154H187ZM197 151H198V150H197ZM200 151H201V150H200ZM200 151H198L197 153H199ZM238 151H239V150H238ZM8 152H9V151H8ZM154 152H155V151H154ZM176 152H177V151H176ZM179 152H180V151H179ZM183 152H184V151H183ZM205 152H206V151H205ZM221 152H222V151H221ZM260 152H261V151H260ZM18 153H19V152H18ZM29 153H30V152H29ZM31 153H32V152H31ZM47 153H48V152H47ZM50 153H52V152H50ZM147 153H148V152H147ZM155 153H156V152H155ZM181 153H182V152H181ZM189 153H190V152H189ZM217 153H218V152H217ZM227 153H228V152H227ZM9 154H10V153H9ZM9 154H8V155H9ZM19 154H20V153H19ZM19 154H18V155L16 154L18 158H19ZM21 154H22V153H21ZM25 154H26V153H25ZM27 154H28V152H27ZM40 154H41V153H40ZM42 154H43V153H42ZM42 154H41V155H42ZM145 154H146V153H145ZM177 154H179V153H177ZM192 154H193V153H192ZM192 154H191V156H192ZM199 154H200V153H199ZM201 154H202V153H201ZM218 154H219V153H218ZM218 154H216V155L218 156ZM223 154H224V152H223ZM260 154H261V153H260ZM41 155H40V156H41ZM47 155H48V154H47ZM150 155H152V154H150ZM150 155H149V156H150ZM154 155H155V154H154ZM189 155H190V154H189ZM213 155H214V154H213ZM216 155H215V156H216ZM244 155H247V154H244ZM26 156H27V155H26ZM28 156H29V155H28ZM28 156H27V157H28ZM37 156H39V155H37ZM40 156H39V157H40ZM62 156H63V155H62ZM72 156H73V155H72ZM143 156H144V155H143ZM146 156H147V155H146ZM149 156H148V157H149ZM160 156H161V155H160ZM194 156H195V155H194ZM202 156H203V155H202ZM209 156H210V155H209ZM215 156H213L212 158H214ZM236 156H237V155H236ZM248 156H249V155H248ZM7 157H8V156H7ZM15 157H16V156H15ZM47 157H48V156H47ZM112 157H113V155H112ZM112 157H111V158H112ZM163 157H164V156H163ZM165 157H166V156H165ZM165 157H164V158H165ZM177 157H178V156H177ZM192 157H193V156H192ZM205 157H207V155H206ZM205 157L203 158V160H204V159L206 160ZM227 157H228V156H227ZM230 157L232 158V156H230ZM8 158H9V157H8ZM11 158H12V157H11ZM11 158H10V159H11ZM21 158H22V157H21ZM21 158H20V159H21ZM154 158H155V157H154ZM210 158H211V157H210ZM210 158H209V159H210ZM237 158H238V157H237ZM251 158H252V157H251ZM251 158H249L250 161H251ZM4 159H6V158H4ZM10 159H9V160H10ZM20 159H18V160H20ZM26 159H27V158H26ZM68 159H69V158H68ZM136 159H138V158H136ZM144 159H145V158H144ZM151 159H152V158H151ZM151 159H150V161H151ZM159 159H160V158H159ZM161 159H163V158H161ZM166 159H167V158H166ZM166 159H165V160H166ZM221 159H222V158H221ZM221 159H220V160H221ZM224 159H225V158H224ZM234 159H235V158H234ZM246 159H247V157H246ZM256 159H257V157H256ZM44 160H45V159H44ZM147 160H148V159H147ZM156 160H158V159H156ZM165 160H164V161H165ZM190 160H191V159H190ZM200 160H201V159H200ZM207 160H208V159H207ZM231 160H232V159H231ZM241 160H242V159H241ZM47 161H48V160H47ZM170 161H171V160H170ZM173 161H174V160H173ZM226 161H227V158H226ZM226 161H224V163H225ZM235 161H236V160H235ZM235 161H234V162H235ZM255 161H256V160H255ZM8 162H9V161H8ZM35 162H36V160H35ZM51 162H52V161H51ZM62 162H63V161H62ZM134 162H135V160L133 161V164H135L137 161H136L135 163H134ZM151 162H152V161H151ZM159 162L161 163L160 160H159ZM202 162L205 163V161H202ZM218 162H219V160H217V163H218ZM231 162H232V161H231ZM236 162H237V161H236ZM243 162H244V160H243ZM253 162H254V161H253ZM20 163H21V162H20ZM41 163L43 164V162H41ZM141 163H142V162H141ZM162 163H163V162H162ZM198 163H199V162H198ZM204 163H203V164H204ZM214 163H215V162H214ZM239 163H240V162H239ZM262 163H263V162H262ZM21 164H22V163H21ZM25 164H26V163H25ZM57 164H58V163H57ZM81 164H82V163H81ZM131 164H132V163H130V165H131ZM145 164H146V163H145ZM145 164H144V165H145ZM151 164H152V163H151ZM183 164H184V163H183ZM199 164H201V163H199ZM203 164H202V165H203ZM31 165H32V164H31ZM128 165H129V164H128ZM152 165H153V164H152ZM184 165H185V164H184ZM204 165H205V167H206V164H204ZM211 165H212V164H211ZM214 165H215V164H214ZM214 165H213V166H214ZM216 165H217V164H216ZM222 165H223V163H222ZM229 165H230V164H229ZM229 165H226V164H225V166H229ZM236 165H237V164H236ZM236 165H235V166H236ZM241 165H242V163H241ZM261 165H262V164H261ZM261 165H260V166H261ZM29 166H30V165H29ZM146 166H147V165H146ZM148 166H149V165H148ZM163 166H165V165H163ZM191 166H192V165H191ZM200 166H201V165H199V167H200ZM217 166H219V165H217ZM223 166H224V165H223ZM223 166H222V167H223ZM239 166H240V165H239ZM242 166L244 167V165H242ZM59 167H60V166H59ZM59 167H58V168H59ZM123 167H124V166H123ZM125 167H127V166L125 165ZM150 167H151V166H150ZM150 167H147V168L149 169ZM157 167L159 168V166H157ZM182 167H183V166H182ZM197 167H198V166H197ZM207 167H209V166L207 165ZM243 167H242V168H243ZM262 167H263V166H262ZM31 168H32V167H31ZM52 168H53V167H52ZM89 168H90V167H89ZM121 168H122V167H121ZM145 168H146V167H145ZM153 168H154V167H153ZM187 168H189V167H187ZM215 168H216V167H215ZM215 168H213L214 171L216 170ZM237 168H238V167H237ZM242 168H241V169H242ZM245 168H247V167H245ZM245 168H244V169H245ZM22 169H23V168H22ZM79 169H80V168H79ZM85 169H86V168H85ZM197 169H198V168H197ZM222 169H223V168H222ZM229 169H230V168H229ZM233 169H235V168H233ZM233 169H230V170H233ZM239 169H240V168H239ZM29 170H30V168H29ZM33 170H34V169H33ZM49 170H50V169H49ZM58 170H59V169H58ZM123 170L125 171V168H123ZM171 170H172V169H171ZM191 170H192V169L190 168V171H191ZM200 170H201V167H200ZM210 170H211V169H210ZM210 170H209V171H210ZM226 170H228V169H226ZM226 170H225V171H226ZM230 170H228V171L230 172ZM236 170H237V169H236ZM242 170H243V169H242ZM248 170H249V168H248ZM21 171H22V170H21ZM25 171H26V170L24 169L23 172H25ZM27 171H28V170H27ZM40 171H41V170H40ZM46 171H47V170H46ZM54 171H55V170H54ZM59 171H60V170H59ZM59 171H58V172H59ZM61 171H63V170H61ZM78 171H80V170H78ZM144 171H145V170H144ZM144 171H142V173H143ZM165 171H166V170H165ZM186 171H187V170H186ZM219 171L221 172L220 167H219ZM228 171H227V172H228ZM243 171H244V170H243ZM253 171H254V170H253ZM35 172H36V171H35ZM43 172H44V171H43ZM118 172H120V171H118ZM118 172H117V173H118ZM152 172H153V171H152ZM154 172H155V171H154ZM159 172H161V171H159ZM187 172H188V171H187ZM205 172H206V171H205ZM215 172H217V170H216ZM215 172H214V175L216 176ZM220 172H219V174H220ZM234 172H235V171H233V174H234ZM237 172H238V171H237ZM16 173H18V172H16ZM72 173H73V172H72ZM82 173H84V172H82ZM89 173H90V172H89ZM120 173H121V172H120ZM166 173H167V171H166ZM181 173H182V172H181ZM184 173H185V172H184ZM188 173H189V172H188ZM199 173H200V172H199ZM202 173H203V172H202ZM209 173H210V175H211L212 171L209 172ZM209 173L207 172V173H205V174H209ZM241 173H243V172H241ZM241 173H239V174H241ZM244 173H246V172H244ZM10 174H11V173H10ZM10 174H6V175H10ZM19 174H20V173H19ZM25 174H26V173H25ZM36 174H37V173H36ZM60 174H61V173H60ZM110 174H111V173H110ZM167 174H168V173H167ZM173 174H174V173H173ZM191 174H193V173L191 172ZM221 174H222V173H221ZM223 174H224V173H223ZM11 175H12V174H11ZM23 175H24V174H23ZM43 175H44V173H43ZM77 175H78V174H77ZM79 175H80V174H79ZM133 175H134V174H133ZM136 175H137V173H136ZM138 175H141V174H138ZM159 175H160V174H159ZM182 175H183V173H182ZM195 175H197V174H195ZM200 175H201V174H200ZM212 175H213V173H212ZM225 175H226V173H225ZM227 175H230V174H227ZM227 175H226V177H227ZM235 175H236V174H234V176H235ZM59 176H61V175H59ZM105 176H106V175H105ZM184 176H185V175H184ZM193 176H194V174H193ZM204 176H206V175H204ZM207 176H208V175H207ZM220 176H221V175H220ZM231 176H232V175H231ZM237 176H238V174L236 175V177H237ZM258 176H259V175H258ZM20 177H21V176H20ZM20 177H19V178H20ZM69 177H70V176H68L67 178H69ZM71 177H72V176H71ZM102 177L104 178V175H103ZM110 177H111V176H110ZM123 177H124V176H123ZM132 177H133V176H132ZM142 177H143V176H142ZM161 177H162V176H161ZM168 177H169V176H168ZM172 177H173V176H172ZM194 177H195V176H194ZM198 177H199V176H198ZM198 177H197V178H198ZM208 177H209V176H208ZM211 177H212V176H211ZM218 177H219V176H218ZM222 177H223V176H222ZM226 177L224 176L223 179H226ZM140 178H141V177H140ZM146 178H147V177H146ZM156 178H157V177H156ZM165 178H167V177H165ZM202 178H203V176H202ZM234 178H235V177H234ZM240 178H241V176H240ZM23 179H24V178H23ZM109 179H110V178H109ZM116 179H117V177H116ZM127 179H128V178H127ZM130 179L132 180V178H130ZM137 179H138V178H137ZM189 179H190V178H189ZM207 179H208V178H207ZM214 179H215V178H213V180H214ZM252 179H253V178H252ZM256 179H257V178H256ZM13 180H14V179H13ZM13 180H12V181H13ZM42 180H43V179H42ZM107 180H108V179H107ZM110 180H111V179H110ZM112 180H113V179H112ZM118 180H119V178H118ZM125 180H126V178H125ZM133 180H134V179H133ZM143 180H144V179H143ZM143 180H142V181H143ZM172 180H173V179H172ZM172 180H171V181H172ZM194 180H195V178H194ZM216 180L218 181V178H216ZM216 180H215V181H216ZM219 180H220V179H219ZM261 180H262V178H261ZM6 181H7V180H6ZM10 181H11V180H10ZM10 181H9V182H10ZM116 181H117V180H116ZM126 181H127V180H126ZM136 181H137V180H136ZM140 181H141V179H140ZM140 181H139V184H138V185H140ZM151 181H152V180H151ZM151 181H150V182H151ZM168 181H169V180H168ZM168 181H167V182H168ZM200 181H203V179L200 180ZM200 181H199V182H200ZM206 181H207V180H206ZM209 181H210V180H209ZM215 181H214V182H215ZM254 181H255V180H254ZM1 182H2V180H1ZM14 182H15V180H14ZM17 182H19V180H17ZM48 182H49V180H48ZM104 182H105V181H104ZM104 182H103V183H104ZM118 182H119V181H118ZM127 182H128V181H127ZM167 182H166V183H167ZM169 182H170V181H169ZM192 182H193V180H192ZM195 182H196V181H195ZM214 182H213V183H214ZM221 182H222V181H221ZM231 182H232V181H231ZM255 182H256V184H257V182H260V183H261L260 180H258V181L256 180ZM255 182H254V183H255ZM51 183H52V182H51ZM107 183H108V181H107ZM107 183H106V184H107ZM115 183H116V182L113 183V184H114L113 186H115ZM130 183H131V182H130ZM133 183H134V182H133ZM137 183H138V182H137ZM137 183L135 182L136 185H137ZM142 183H143V182H142ZM164 183H165V182H164ZM178 183H179V182H178ZM193 183H194V182H193ZM193 183H192V184H193ZM202 183H203V182H202ZM216 183H218V185H223V184H224V183L221 184V183H219V182H216ZM6 184H7V182H6ZM15 184H16V183H15ZM83 184H84V183H83ZM93 184H94V183H93ZM126 184H128V183H126ZM161 184H162V183H161ZM173 184H174V183H173V181H172V185H173ZM196 184H197V183H196ZM203 184H204V183H203ZM208 184H209V182H208ZM47 185H49V183H48ZM47 185H46V186H47ZM50 185H51V184H50ZM66 185H67V184H66ZM68 185H69V184H68ZM103 185H105V183H104ZM108 185H110V184H108ZM170 185H171V184H170ZM170 185H169V187H170ZM178 185H179V184H178ZM201 185H202V184H201ZM201 185H200V186H201ZM204 185H205V184H204ZM210 185H212V183H211ZM229 185H230V184H229ZM239 185H240V184H239ZM244 185H247V187H248L249 184H244ZM244 185H242V186H244ZM252 185H254V184L252 183ZM252 185H251V183H250V186H252ZM40 186H41V185H40ZM88 186H89V185H88ZM116 186H117V185H116ZM143 186H144V185H143ZM164 186H165V184H164ZM197 186H198V184H197ZM208 186H209V185H208ZM232 186H234V185H232ZM250 186H249V187H250ZM260 186H261V185H260ZM52 187H53V186H52ZM54 187H55V186H54ZM73 187H74V186H73ZM86 187H87V186H86ZM135 187H136V186H135ZM135 187H134V188H135ZM144 187H145V186H144ZM149 187H150V186H149ZM151 187H152V186H151ZM154 187H155V186H154ZM158 187H159V188H163V187H160V185H159ZM181 187H182V186H181ZM187 187H188V186H187ZM192 187H193V186H192ZM202 187H203V186H202ZM219 187H221V186H219ZM224 187H226V185H225ZM234 187H235V186H234ZM236 187H237V186H236ZM255 187H256V186H255ZM20 188H21V187H20ZM22 188H23V187H22ZM38 188H39V187H38ZM50 188H51V186H50ZM80 188H81V187H80ZM115 188H116V187H115ZM118 188H119V187H118ZM128 188H129V186H128ZM145 188H146V187H145ZM152 188H153V187H152ZM156 188H157V184H156ZM159 188H158V189H159ZM165 188H167V187H165ZM184 188H185V187H184ZM190 188H191V187H190ZM194 188H195V187H194ZM194 188H193V190L196 191ZM196 188H197V187H196ZM199 188H200V187H199ZM199 188H198L197 190H199ZM212 188H213V187H212ZM231 188H232V187H231ZM239 188H240V186H239ZM245 188H246V187H245ZM253 188H254V187H253ZM258 188H262V189H263V187H258ZM4 189H5V188H4ZM63 189H64V188H63ZM82 189H83V188H82ZM84 189H85V188H84ZM89 189H91V188H89ZM94 189H95V188H94ZM146 189H148V188H146ZM154 189H155V188H154ZM170 189H171V187H170ZM174 189H175V188H174ZM178 189H179V188H178ZM178 189H177V191H178ZM200 189H201V188H200ZM226 189H227V188H226ZM247 189H248V188H247ZM251 189H252V188H251ZM35 190H36V189H35ZM44 190H45V189H44ZM55 190H56V189H55ZM55 190H54V191H55ZM67 190H68V189H67ZM70 190H71V189H70ZM70 190H68V191H70ZM96 190H97V188H96ZM126 190H127V189H126ZM155 190H156V189H155ZM165 190H166V189H165ZM180 190H181V189H180ZM188 190H189V189H188ZM201 190H202V189H201ZM201 190H199V191H201ZM207 190L210 191V189H207ZM222 190H223V189H222ZM222 190H221V191H222ZM240 190H241V188H240ZM248 190L251 192L250 189H248ZM258 190H259V189H258ZM0 191H1V190H0ZM29 191H30V189H29ZM59 191H61V189H60ZM71 191H72V190H71ZM84 191L86 192V190H84ZM87 191H88V189H87ZM111 191L113 192V190H111ZM131 191L133 192V190H131ZM136 191H137V190H136ZM143 191H144V190H143ZM151 191H152V190H151ZM168 191H169V189H168ZM194 191H193V192H194ZM199 191H198V192H199ZM203 191H204V190H203ZM216 191H217V189H216ZM219 191H220V190H219ZM223 191H224V190H223ZM223 191H222V193H224ZM227 191H228V190H227ZM232 191H233V190H232ZM246 191H247V190H246ZM253 191H254V190H253ZM81 192H82V191H81ZM81 192L79 193V196H81V195H80ZM94 192H95V191H94ZM137 192H140V191H137ZM141 192H142V191H141ZM155 192H157V191H155ZM161 192H162V191H161ZM163 192H164V191H163ZM172 192H173V191H172ZM172 192H171L170 194H172ZM178 192H179V191H178ZM183 192H184V189H183ZM193 192H192V193H193ZM198 192H197V193H198ZM204 192H205V191H204ZM204 192H203V193H204ZM225 192H226V190H225ZM255 192L257 193V190H256ZM255 192H254V194L256 195ZM260 192L263 193L262 191H260ZM260 192H258V193H260ZM5 193H6V192H5ZM30 193H31V192H30ZM42 193H43V192H42ZM54 193H55V192H54ZM82 193H83V192H82ZM127 193H131V192H128V190H127V192L125 191V194L127 195ZM134 193H136V192H134ZM157 193H158V192H157ZM159 193H160V192H159ZM188 193H190V192H188ZM201 193H202V191H201ZM201 193H200V195L202 196ZM207 193H208V191H207ZM207 193H206V195H207ZM213 193H214V192H213ZM215 193H216V192H215ZM219 193H220V192H219ZM219 193L217 192V194H219ZM227 193H228V192H226V194H227ZM229 193H230V192H229ZM239 193H240V191H239ZM239 193L237 192V193H235V194H239ZM243 193H244V192H243ZM258 193H257V194H258ZM73 194H74V193H73ZM150 194H151V193H150ZM150 194H149V195H150ZM161 194H162V193H161ZM164 194H165V192H164ZM170 194H169V195H170ZM181 194H182V193H181ZM184 194H185V193H184ZM235 194H234V195H235ZM241 194H242V193H241ZM244 194H246V193H244ZM6 195H8V194L6 193ZM38 195H39V193H38ZM44 195H46V194H44ZM54 195H55V194H54ZM58 195H60V192H59ZM116 195H117V194H116ZM126 195H123V196H126ZM139 195H140V194H139ZM149 195H148V196H149ZM156 195H157V194H156ZM193 195H194V194H193ZM198 195H199V194H198ZM200 195H199L198 197H199L200 202H201V196H200ZM208 195H209V194H208ZM208 195H207V196H208ZM219 195H220V194H219ZM227 195H229V194H227ZM227 195H226V196H227ZM231 195H233L232 192H231ZM231 195H229V196H231ZM249 195H250V194H249ZM249 195H248V197H250ZM25 196H26V195H25ZM33 196H34V195H33ZM47 196H48V195H47ZM89 196H90V195H89ZM143 196H144V195H143ZM145 196H146V195H145ZM166 196H168V194H167ZM174 196H175V195H174ZM180 196H181V195H180ZM180 196L178 195V197H180ZM182 196H183V195H182ZM203 196H204V195H203ZM207 196H206V197H207ZM222 196H223V194H222ZM239 196H241V195H239ZM243 196H244V195H243ZM14 197H15V196H14ZM82 197H84V195H83ZM117 197H119V196L117 195ZM121 197H122V196H121ZM121 197H120V199H121ZM163 197L165 198V196H163ZM168 197H169V196H168ZM172 197H173V196H172ZM194 197H195V196H194ZM198 197H197V198H198ZM210 197H211V196H210ZM210 197H209V198H210ZM213 197H214V196H213ZM213 197H211V198H213ZM224 197H225V196H224ZM224 197H223V198H224ZM231 197H232V196H231ZM233 197H234V196H233ZM237 197H238V195H237ZM244 197H245V196H244ZM258 197H259V196H258ZM9 198H10V197H9ZM134 198H135V197H134ZM134 198H133V199H134ZM137 198H138V197H137ZM143 198H144V197H143ZM159 198H160V197H159ZM169 198H170L171 200L173 199V198H171V196H170ZM169 198H168V201H169ZM176 198H177V196H176ZM176 198H175V199H176ZM189 198H190V197H188V199H189ZM192 198H193V196H192ZM197 198H196V199H197ZM207 198H208V197H207ZM214 198H220V196L217 197V195H216ZM221 198H222V197H221ZM228 198H229V197H228ZM27 199H28V198H27ZM53 199H54V198H53ZM116 199H117V198H116ZM116 199H115V200H116ZM122 199H125V198L122 197ZM139 199H140V200H143V199H141L140 197H139ZM155 199H156V198H155ZM157 199H158V198H157ZM166 199H167V198H166ZM180 199H181V197H180ZM188 199L185 198V200H184V198H183L185 204H189V203H186V202H187L186 200H188ZM190 199H191V198H190ZM196 199H195V200H196ZM202 199H203V198H202ZM205 199H206V198H205ZM224 199H226V198H224ZM253 199H254V198H253ZM256 199H257V195H256ZM263 199H264V198H262L260 201H262ZM32 200H33V199H32ZM50 200H51V199H50ZM127 200H129V199H127ZM148 200H149V199H148ZM153 200H154V199H153ZM159 200H160V199H159ZM178 200H179V198H178ZM193 200H194V199H193ZM203 200H204V199H203ZM213 200H214V199H213ZM219 200H220V199H219ZM249 200H250V199H249ZM251 200H252V199H251ZM251 200H250V201H251ZM21 201H22V199H21ZM28 201H30V200H28ZM154 201H155V200H154ZM161 201H162V199H161ZM172 201H173V200H172ZM185 201H186V202H185ZM188 201H189V200H188ZM197 201H198V200H197ZM205 201H206V200H205ZM226 201H228V200H226ZM226 201H224V202L227 203ZM231 201H233V200H231ZM238 201H239V200H237V203L240 202V201H239V202H238ZM241 201H242V198H241ZM243 201H246V199L243 200ZM48 202H49V201H48ZM56 202H57V201H56ZM112 202H113V201H112ZM119 202H122V201L120 200ZM123 202H125V201H123ZM127 202H129V201H127ZM156 202H157V200H156ZM163 202H165V201H163ZM175 202H176V200H175ZM178 202H179V201H178ZM191 202H192V204L197 203V202H195V201H194L195 203H194L193 201H191ZM198 202H199V201H198ZM208 202H209V201H208ZM210 202H211V201H210ZM234 202H236V201L234 200ZM246 202L248 203L249 201H246ZM262 202H263V201H262ZM27 203H28V202H27ZM77 203H78V202H77ZM160 203H161V202H160ZM180 203H181V201H180ZM214 203H215V202H214ZM216 203H217V201H216ZM219 203H220V202H219ZM219 203H217L216 205H215V204H212V203H209V204H207V207L211 210V208L213 209V205H214V207H217ZM241 203H242V202H241ZM244 203H245V202H244ZM255 203H256V202H255ZM255 203H254V204H255ZM21 204H22V203H21ZM79 204H80V203H79ZM142 204H143V203H142ZM145 204H148V203H145ZM170 204H171V203H170ZM170 204H169V205H170ZM174 204H175V203H174ZM185 204H184V205H185ZM199 204H200V203H199ZM205 204H206V203H205ZM228 204H230V203L228 202ZM242 204H243V203H242ZM263 204H264V203H263ZM263 204H262V205H263ZM27 205H28V204H27ZM109 205H110V204H109ZM119 205H120V204H119ZM140 205H141V204H140ZM143 205H144V204H143ZM164 205H166V204H164ZM164 205H163V206H164ZM169 205H168V206H169ZM197 205H198V203H197ZM201 205H202V204H201ZM201 205H200V206H201ZM203 205H204V203H203ZM223 205H225V204L223 203ZM234 205H236V204H234ZM244 205H245V204H244ZM244 205H243V206H244ZM262 205H261V208H262ZM77 206H78V205H77ZM79 206H80V205H79ZM145 206H146V205H145ZM185 206H186V205H185ZM236 206H238V205H236ZM236 206H235V207H236ZM245 206H246V205H245ZM245 206L242 207V205H241V208H240V206H239L240 209H239L238 212H236V213H240V211H241L242 209H244ZM38 207H39V206H38ZM55 207H56V206H55ZM120 207H121V206H120ZM125 207H127V206L125 205ZM140 207L142 208V206H140ZM158 207H159V206H158ZM166 207H167V206H166ZM218 207H219V206H218ZM221 207H222V202H221ZM228 207H229V206H228ZM232 207H233V205H232ZM232 207H231V208H232ZM235 207H234V211L237 210V207H236V209H235ZM251 207H252V206H251ZM253 207H255V206H253ZM253 207H252V208H253ZM143 208H144V206H143ZM143 208H142V209H143ZM167 208H169V207H167ZM173 208H174V206H173ZM177 208H179V207L177 206L176 209H177ZM203 208H204V207H203ZM222 208H224V207H222ZM222 208H221V209H222ZM249 208H250V207H249ZM256 208H257V207H256ZM152 209H154V208H152ZM152 209H151V210H152ZM158 209H159V208H158ZM171 209H172V208H171ZM201 209H202V208H201ZM226 209H227V208H226ZM226 209H225V210H226ZM245 209H246V208H245ZM245 209H244V211H247V209H246V210H245ZM257 209H258V208H257ZM96 210H97V209H96ZM104 210H105V209H104ZM169 210H170V209H169ZM169 210H168V211H169ZM185 210H187V209H185ZM188 210H189V209H188ZM195 210H197V209L195 208ZM202 210H203V209H202ZM204 210H205V208H204ZM204 210H203V211H204ZM210 210H209V211H210ZM215 210H216V209H215ZM231 210H232V209H230L229 211L231 212ZM0 211H1V210H0ZM13 211H14V210H13ZM20 211H21V210H20ZM22 211H23V210H22ZM121 211H122V209H121ZM130 211H132V210H130ZM130 211H129V212H130ZM134 211H135V209H134ZM134 211H133V212H134ZM136 211H139V209H138V210L136 209ZM149 211H150V209H149ZM149 211H148V212H149ZM189 211H191V210H189ZM229 211H227V212L229 213ZM234 211H232V212H234ZM242 211H243V210H242ZM242 211H241V212H242ZM263 211H264V210H263ZM35 212H36V211H35ZM93 212H94V211H93ZM133 212H132V213H133ZM141 212L143 213V210H142ZM141 212H140V213H141ZM176 212H177V211H176ZM176 212H175V213H176ZM180 212H181V210H180ZM194 212H195V211H194ZM213 212H215L214 209H213ZM217 212H218V211H217ZM227 212H225V213H227ZM100 213H101V211H100ZM117 213H119V212H117ZM124 213H125V212H124ZM126 213H127V212H126ZM145 213H146V212H145ZM150 213H151V211H150ZM182 213H183V212H182ZM205 213H206V211H205ZM208 213H209V212H208ZM228 213H227V214H228ZM7 214H8V213H7ZM35 214H36V213H35ZM40 214H41V213H40ZM85 214H87V213H85ZM101 214H104V213H101ZM186 214H187V212H185V215H186ZM202 214H203V213H201V214H199V213H197V214H194V213H193V214H192V213H191V215L189 216V218L186 217L187 219H184V218H180L179 216L174 215L172 212L168 213V212L166 211V209H165V210H162V209H161V210H157V211L152 212V213L149 214L147 217H145V216H142V217H144L143 219H145V220H148V219H149V220H154V221H156V222L158 223L159 226H160V225H164V226H165V224L168 225V223L170 222V220H171V219H174L173 221L176 223V225H179V226H182V225L185 226V225L188 223V221L191 222V223H194V222H195V224H196V222H201V221H203V222H207V223H209L210 226H214V225H216V227H217V224H218L217 221H219V220H218L217 216H216V217L214 216V215H216L215 213H213V215H210V216H207V215L203 216L204 214H203V215H202ZM218 214H219V212L217 213V215H218ZM220 214H221V213H220ZM222 214H224V212H222ZM48 215H49V214H48ZM105 215H106V214H105ZM109 215H110V214H109ZM134 215H135V214H134ZM134 215L132 214V216H134ZM142 215H143V214H142ZM230 215H232V214L229 213V216H230ZM240 215H241V214H240ZM9 216H11V215H9ZM18 216H19V215H18ZM77 216H78V215H77ZM110 216H112V215H110ZM110 216H108V219H109ZM114 216H115V215H114ZM121 216H122V215H121ZM138 216H139V215H138ZM220 216H221V215H220ZM223 216H224V215H223ZM223 216H222V218L220 217V218H221L220 220L223 219ZM262 216H263V215H262ZM262 216H261V218H263ZM4 217H5V216H4ZM6 217H7V216H6ZM43 217H44V216H43ZM45 217H46V216H45ZM48 217H49V216H48ZM48 217H47V218H48ZM85 217H86V216H85ZM85 217H84V218H85ZM103 217H104V216H103ZM117 217H119V216H117ZM183 217H184V215H183ZM218 217H219V215H218ZM224 217H226V215H225ZM106 218H107V215H106ZM112 218H115V217H112ZM226 218H227V217H226ZM242 218H243V217H242ZM242 218H241V219H242ZM259 218H260V216H259ZM45 219H46V218H45ZM45 219H41V221L39 220L38 223H39V224L42 223L43 220H45ZM48 219H49V218H48ZM50 219H51V218H50ZM115 219H116V218H115ZM188 219H189V220H188ZM224 219H225V218H224ZM224 219H223V221H224ZM227 219H228V218H227ZM239 219H240V217L237 216V214H233V217H232L231 221H230V220H229V221L232 222V223L234 224V223L237 222ZM247 219H248V218H247ZM247 219H246V220H247ZM251 219H252V218H251ZM0 220H1V218H0ZM18 220H19V219H18ZM77 220H79V219H77ZM81 220H82V219H81ZM103 220H105V219H103ZM242 220H243V219H242ZM244 220H245V219H244ZM257 220H258V218H257ZM259 220H260V219H259ZM261 220H262V219H261ZM21 221H23V220H21ZM46 221H48V220L46 219ZM49 221H50V220H49ZM107 221H109V220H107ZM110 221H111V219H110ZM112 221H113V220H112ZM112 221H111V222H112ZM171 221H172V220H171ZM239 221H241V220H239ZM251 221H252V220H251ZM254 221H255V220H254ZM72 222H73V221H72ZM100 222H102V221H100ZM113 222H114V221H113ZM186 222H187V223H186ZM225 222H226V221H225ZM246 222H247V221H245V223H246ZM258 222H259V221H258ZM258 222H257V224H259ZM10 223H11V222H10ZM34 223H35V222H34ZM36 223H37V222H36ZM49 223H50V222H49ZM51 223H52V222H51ZM83 223H84V222H83ZM87 223H88V222H87ZM105 223H106V222H105ZM109 223H110V222H109ZM109 223H108V224H109ZM127 223H128V226H129V223H130V222H128L127 220H123V219L119 220L118 223H117V225H116V226L114 225V226H115L114 229H111V230H110V229L108 228L109 230H108V233L106 234V237H107V238H114V239L117 238V237H120L124 232H123V231H119V230H121L123 227H126V224H127ZM142 223H144V222H142ZM201 223H202V222H201ZM201 223H200V225H201ZM216 223H217V224H216ZM71 224H72V223H71ZM146 224H147V223H146ZM153 224H154V223H153ZM153 224H152V226H153ZM198 224H199V223H197L196 225H198ZM220 224H221V223H220ZM222 224H223V223H222ZM222 224H221V225H222ZM227 224H228V223H227ZM229 224H231V223H229ZM246 224H247V223H246ZM246 224H245V225H246ZM250 224H251V223H250ZM257 224H254V225L256 226ZM260 224H261V223H260ZM7 225H8V224H7ZM14 225H15V224H14ZM40 225H41V224H40ZM43 225H45V222H43ZM43 225H42V226H43ZM72 225H73V224H72ZM79 225H80V224H79ZM89 225H90V224H89ZM111 225H112V224H111ZM143 225H144V224H143ZM155 225H156V224H155ZM176 225H175V226H176ZM237 225H238V224H237ZM237 225H236V226H237ZM239 225H240V224H239ZM254 225H253V227H254ZM16 226H17V225H16ZM18 226H19V225H18ZM33 226H35V225L33 224ZM33 226H32V227H33ZM86 226H87V225H86ZM104 226H105V225H104ZM150 226H151V225H150ZM150 226H147V227L151 228L152 226H151V227H150ZM189 226H190V224H189ZM202 226H203V225H202ZM218 226H219V225H218ZM226 226H228V225H226ZM234 226H235V224H234ZM257 226H258V228H259V225H257ZM260 226H261V225H260ZM262 226H263V225H262ZM32 227H30V226H29V227L24 226V227H21V228H19V229L12 230L10 233H8V234H4L2 237H0V264H12L13 261H17L16 264H21V263H22V260H23L22 256H23L24 254H29L30 257H31V259L34 260V261L37 260V259L39 258V255H42V254H43V255H46V257H47V255H48V256H49V255H56V254L59 255L60 252L57 251V250H55V249H54V250H50V249H49L48 252H47V248H48V247L54 246V245H51V246H47V248H46V244H48V242L52 241L51 238H47V237H46L47 239H46V240L44 239L43 241L37 239V238H39V237H37V236L47 233V231H48V230H52L53 227L48 228L47 230H44V231H40V232H39V231H38V232L35 231ZM43 227H47V223H46V226H43ZM43 227H42V228H43ZM155 227H156V226H155ZM170 227H171V226H170ZM172 227H173V226H172ZM177 227H178V226H177ZM177 227H175V228H177ZM191 227H192V225H191ZM200 227H201V226H200ZM205 227H207V226H205ZM216 227H215V228H216ZM229 227H230V226H229ZM246 227H247V226H246ZM248 227H252V225H251V226H248ZM263 227H264V226H263ZM6 228H7V226H6ZM15 228H16V227H15ZM37 228H38V227H37ZM103 228H104V227H103ZM120 228H121V229H120ZM153 228H154V227H153ZM158 228H159V227H158ZM158 228H157V229H158ZM196 228H197V226H196ZM203 228H204V227H203ZM213 228H214V227H213ZM215 228H214L213 230H215ZM221 228H222V227H221ZM225 228H226V227H225ZM7 229H8V228H7ZM68 229H69V228H68ZM157 229H156V230H157ZM164 229H165V228H164ZM167 229H168V226H167ZM169 229H170V228H169ZM178 229H179V227H178ZM181 229H183V228H181ZM186 229H187V227H186ZM189 229H190V228H189ZM199 229H202V228H199ZM210 229H212V228H210ZM252 229H253V228H252ZM256 229H257V228H256ZM260 229H262V228H260ZM263 229H264V228H263ZM2 230H3V229H2ZM2 230H1V231H2ZM39 230H41V228H40ZM123 230H124V228H123ZM131 230H132V229H131ZM156 230H155V231H156ZM159 230L161 231L160 228H159ZM159 230H158V231H159ZM171 230H172V229H171ZM174 230H175V229H174ZM183 230L185 231V229H183ZM206 230H207V229H206ZM217 230H219V229H217ZM224 230H225V229H224ZM224 230H223V232H224ZM248 230H250V228H248ZM4 231H5V230H4ZM4 231H3V232H4ZM56 231H57V230H56ZM69 231H70V230H69ZM82 231H83V230H82ZM100 231H101V230H100ZM152 231H153V229H152ZM181 231H182V230H181ZM193 231L195 232V230H193ZM207 231H209V229H208ZM221 231H222V229H221ZM255 231H256V230H255ZM8 232H9V231H8ZM62 232H63V231H62ZM70 232H71V231H70ZM72 232H73V230H72ZM83 232H84V231H83ZM104 232H105V231H103V233H104ZM164 232H165V231H164ZM166 232L168 233V231H166ZM185 232H186V231H185ZM226 232H227V231H226ZM234 232H235V231H234ZM250 232H251V231H250ZM52 233H53V232H52ZM89 233H92V232H89ZM152 233L154 234V231H153ZM155 233H157V232H155ZM161 233H162V231H161ZM161 233H160V234H161ZM175 233H176V232H175ZM175 233H174V234H175ZM182 233H183V232H182ZM190 233H191V232H190ZM201 233H202V232H201ZM254 233H255V232H254ZM64 234H65V233H64ZM69 234H70V233H68L67 235H69ZM157 234H158V233H157ZM174 234H173V235H174ZM179 234H181V233H179ZM192 234H193V233H192ZM194 234H195V233H194ZM202 234H203V233H202ZM212 234H213V233H212ZM222 234H223V233H222ZM238 234H239V233H238ZM75 235H76V234H75ZM85 235H86V234H85ZM167 235H168V234H167ZM169 235H170V234H169ZM173 235H172V236H173ZM175 235L177 236V234H175ZM184 235H185V234H184ZM184 235L181 234V237H180V238L182 239L183 237L187 236V235H185V236H184ZM190 235H191V234H190ZM190 235H189V236H190ZM208 235H210V234H208ZM219 235H220V234H219ZM246 235H247V234H246ZM246 235H244V236H246ZM248 235H249V234H248ZM252 235H253V233H252ZM152 236H153V235H152ZM178 236H179V235H178ZM189 236H188V237H189ZM202 236H203V235H202ZM228 236H229V235H228ZM230 236H231V235H230ZM230 236H229V237H230ZM239 236H240V235H239ZM36 237H37V238H36ZM57 237H58V235H57ZM61 237H62V236H61ZM88 237H89V236H88ZM168 237L170 238V236H168ZM217 237H218V236H217ZM217 237H216V238H217ZM237 237H238V236H237ZM240 237H241V236H240ZM248 237H249V236H248ZM85 238H86V237H85ZM96 238H97V237H96ZM153 238H154V237H153ZM171 238H172V237H171ZM171 238H170V239H171ZM173 238H174V237H173ZM173 238H172V239H173ZM176 238H178V237H176ZM176 238H175V239H176ZM207 238H208V237H207ZM207 238H206V239H207ZM209 238H210V237H209ZM209 238H208V239H209ZM221 238H223V237L221 236ZM224 238H225V237H224ZM227 238H228V237H227ZM233 238H234V235H233ZM94 239H95V238H94ZM98 239H99V238H97V240H98ZM100 239H101V238H100ZM181 239H180V240L177 239V241H178V242H179V241L182 242ZM183 239H184V238H183ZM190 239H191V238H190ZM210 239H211V238H210ZM212 239H213V238H212ZM217 239H218V238H217ZM219 239H220V238H219ZM238 239H240V238H238ZM256 239H257V238H256ZM59 240H60V239H59ZM62 240L64 241L63 238H62ZM80 240H81V242H83L84 239H83V240L80 239ZM87 240H89V239H87ZM184 240H187V239H184ZM203 240H204V238H203ZM228 240H230V238H229ZM231 240H232V239H231ZM233 240H234V239H233ZM98 241H99V240H98ZM100 241H101V240H100ZM150 241H152V240H150ZM169 241H170V240H169ZM171 241H172V240H171ZM226 241H227V240H226ZM226 241H225V242H226ZM253 241H254V240H253ZM77 242H78V241H77ZM131 242H132V241H131ZM156 242H157V241H156ZM161 242H162V241H161ZM178 242H177V243H178ZM230 242H231V241H230ZM246 242H247V241H246ZM257 242H258V241H257ZM97 243H98V242H97ZM138 243H139V242H138ZM164 243H165V242H164ZM173 243H174V240H173ZM177 243H176V244H177ZM188 243H189V242H188ZM203 243H204V242H203ZM206 243H207V240H206ZM223 243H224V242H223ZM227 243H229V242H227ZM227 243H225V244H227ZM56 244H57V243H56ZM78 244H79V243H77L76 245H78ZM124 244H125V243H124ZM128 244H129V243H128ZM141 244H142V242H141ZM148 244H149V243H148ZM152 244H153V243H152ZM178 244H180V243H178ZM221 244H222V243H221ZM236 244H237V243H236ZM253 244H254V243H253ZM80 245H82V243H81ZM80 245H78V246H80ZM104 245H105V244H104ZM120 245H122V244H120ZM129 245H131V243H130ZM149 245H150V244H149ZM153 245H154V244H153ZM157 245H161V244L158 243ZM166 245H167V243L165 244V246H166ZM174 245H175V243H174ZM209 245H210V244H209ZM212 245H213V243H212ZM241 245H242V244H241ZM254 245H255V244H254ZM58 246H59V244H58ZM64 246H65V245H64ZM66 246H67V244H66ZM69 246H71V245H69ZM115 246H118V245H115ZM123 246H124V245H123ZM138 246H140V245H138ZM147 246H148V245H147ZM150 246H151V245H150ZM178 246H179V245H178ZM180 246H181V245H180ZM194 246H196V245H194ZM215 246H216V245H215ZM219 246H220V244L218 245V247H219ZM222 246H223V245H222ZM135 247H136V242H135ZM153 247H154V246H153ZM161 247H162V246H161ZM183 247H184V246H183ZM188 247H189V246H188ZM188 247H186V248L188 249ZM207 247H208V246H207ZM209 247H211V245H210ZM231 247H232V246H231ZM231 247H229V248H231ZM70 248H71V247H69V248H67V249H70ZM98 248H99V247H98ZM147 248H148V247H147ZM151 248H152V247H151ZM174 248H175V247H174ZM177 248H178V247H177ZM204 248H205V247H204ZM211 248H212V247H211ZM240 248H241V247H240ZM246 248H247V247H246ZM246 248H245V249H246ZM249 248H250V247H249ZM249 248H248V249H249ZM51 249H52V248H51ZM75 249H76V248H75ZM94 249H95V248H94ZM165 249H166V248H164V250H163L164 252H165ZM213 249H214V248H213ZM225 249H226V248H225ZM227 249H228V248H227ZM248 249H247V250H248ZM60 250H61V249H60ZM70 250H73V249H70ZM149 250H150V249H149ZM209 250H211V249H209ZM209 250H208V252H209ZM214 250H215V249H214ZM214 250H213V252H214ZM86 251H87V250H86ZM146 251H147V250H146ZM160 251H161V250H160ZM170 251H171V250H170ZM184 251H185V250H184ZM186 251H187V250H186ZM216 251H217V250H216ZM263 251H264V249H263ZM46 252H47V253H46ZM61 252H62V251H61ZM106 252H108V251H106ZM124 252H125V251H124ZM156 252H157V251H156ZM166 252H167V251H166ZM187 252H189V251H187ZM235 252H236V251H235ZM150 253H151V252H150ZM154 253H155V252H154ZM161 253H162V252H161ZM190 253H191V252H190ZM220 253H222V252H220ZM224 253H225V252H224ZM226 253H227V252H226ZM252 253H253V252H252ZM255 253H256V252H255ZM62 254H65V253H62ZM137 254H138V253H137ZM177 254H179V253H176L175 255H177ZM195 254H196V253H195ZM197 254H198V253H197ZM202 254H206V253H205V252H204V253L202 252ZM210 254H211V253H210ZM213 254H214V253H213ZM215 254H217V253H215ZM235 254H236V253H235ZM240 254H241V253H240ZM243 254H244V252H243ZM79 255H80V254H79ZM139 255H140V254H139ZM150 255H151V254H150ZM173 255H174V254H173ZM175 255H174V256H175ZM184 255H186V254H184ZM200 255H201V253L199 254V256H200ZM233 255H234V254H233ZM233 255H232V256H233ZM241 255H242V254H241ZM163 256H164V255H163ZM168 256H169V255H168ZM179 256H180V255H179ZM181 256H182V255H181ZM199 256H198V257H199ZM202 256H203V255H202ZM204 256H205V255H204ZM208 256H209V254H208ZM225 256H226V255H225ZM255 256H256V255H255ZM255 256H253V257H255ZM259 256H260V255H259ZM261 256H263V255H261ZM13 257H15V258H13ZM46 257H45V258H46ZM142 257H143V256H142ZM152 257H154V256H152ZM159 257H160V256H159ZM161 257H162V256H161ZM182 257H183V256H182ZM189 257H190V256H189ZM229 257H230V256H229ZM229 257H228V258H229ZM257 257H258V256H257ZM86 258H87V256H86ZM171 258H172V257H171ZM183 258H184V257H183ZM200 258H201V257H200ZM207 258H208V257H207ZM210 258H211V257H210ZM214 258H215V257H214ZM231 258H232V257H231ZM231 258H229V259H231ZM248 258H249V257H248ZM248 258H247V259H248ZM258 258H259V257H258ZM262 258H263V257H262ZM117 259H118V258H117ZM123 259L126 260L125 258H123ZM148 259H149V257H148ZM188 259H189V258H187V260H188ZM192 259H193V258H192ZM198 259H199V258H198ZM201 259H202V258H201ZM203 259H204V257H203ZM253 259H254V258H253ZM78 260H79V259H78ZM81 260H82V259H81ZM83 260H84V259H83ZM105 260H106V259H105ZM118 260H119V259H118ZM132 260H134V258H133ZM135 260H136V259H135ZM140 260H144V258H141ZM146 260H147V259H146ZM146 260H145V261H146ZM157 260H158V259H157ZM162 260H163V259H162ZM174 260H175V259H174ZM179 260H180V259H179ZM179 260H178V261H179ZM184 260H185V258H184ZM212 260H215V259H212ZM212 260H211L210 262H212V264H214V263H213L214 261H212ZM221 260H222V259H221ZM249 260H250V259H249ZM29 261H30V260H29ZM150 261H151V260H150ZM188 261H191V260H188ZM193 261L195 262V260H193ZM193 261H192V263H193ZM199 261H200V260H199ZM201 261H202V260H201ZM201 261H200V262H201ZM206 261H207V260H206ZM225 261H226V259H225ZM239 261H241V260H239ZM243 261H244V259H243ZM245 261H246V260H245ZM247 261H248V260H247ZM262 261L264 262L263 259H262ZM132 262H133V261H132ZM152 262H154V261L152 260L150 263H152ZM162 262H163V261H162ZM162 262H160V263L163 264L165 261H164L163 263H162ZM173 262H175V261H173ZM197 262H198V261L196 260V263H197ZM210 262L207 261L208 264H209ZM231 262H232V261H231ZM250 262H251V261H250ZM253 262H254V261H253ZM253 262H252V263H253ZM259 262H260V261H259ZM263 262H262V263H263ZM169 263H170V262H169ZM183 263L185 264V262H183ZM215 263H217V262H215ZM256 263H257V262H256ZM111 264H118V262H117V263L114 262V263H111ZM164 264H166V263H164ZM170 264H171V263H170ZM193 264H194V263H193ZM199 264H200V263H199ZM205 264H206V263H205ZM222 264H223V263H222ZM224 264H226V263H224ZM244 264H245V263H244ZM247 264H248V262H247ZM263 264H264V263H263Z\"/></svg>",
	"mask_w": 264,
	"mask_h": 264
}]
</instances>
